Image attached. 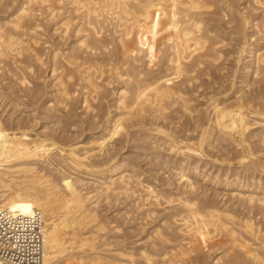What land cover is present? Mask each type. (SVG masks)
Listing matches in <instances>:
<instances>
[{
    "label": "bare ground",
    "instance_id": "1",
    "mask_svg": "<svg viewBox=\"0 0 264 264\" xmlns=\"http://www.w3.org/2000/svg\"><path fill=\"white\" fill-rule=\"evenodd\" d=\"M2 3H3V0H0ZM8 1V0H7ZM13 1V0H12ZM11 1V2H12ZM16 1V0H15ZM211 1V0H210ZM208 0H21V3L19 4L18 7H15V10L14 12L11 14V17L6 19L5 22L1 23L0 22V62L2 61L3 63L5 62V59L6 58H9V56H11V54L14 55L15 59L17 60L18 57H19V54L20 52H22V49L20 50L19 49V52H16L17 49L16 48H13L16 47V45H19L21 41L20 39H22V36L21 38H19V41L18 44H16V39H15V36L19 35L18 32L21 30V28L24 26L26 27V25H24L25 21L28 20L30 17L33 18V15H35L33 13V11L35 12H38L40 11L38 9L41 8L42 6L45 7V9L47 8V11H50L49 13L48 12H45L48 14V17L49 18H46V22L47 19L49 20H52L55 18H57V12H59V9L56 10L55 9V5L58 3V4H61L63 3V5H66L67 4V9L69 8V10H64L62 9V6L59 7L61 8L60 10L61 11H66L64 17L62 18V20L60 21H63L62 23H60L59 19H56L57 22L59 21V26L60 27H64L65 26V29L63 28L62 30H65L67 31L68 28H70V25L71 23L74 24L73 21H80V22H76L77 24V27H76V31L74 33V35H76L74 37V35H72V37L76 38L77 36L81 37L76 41V43L79 42V45H76V46H79L78 48L80 47H84L86 49H84V51H87V49L89 50H92V51H88V54L86 52L85 56L86 55H89V53L91 54L92 52L94 53V51L96 49H98V51L102 52L103 55L105 54V50L103 52V49L105 48L106 46V42H105V39L108 38V31H106V28H108V24H113L112 26L114 27L115 31L114 32H119L118 35H120V38L117 36V41L122 44V49L118 48L119 50H123L124 49V53H126L128 55L129 52L133 51V50H138L140 51V48H136L135 47V43H137L135 41V37L137 38V40L139 41H142V39L144 38L145 40H147L146 42H144V46H146V50H147V57L146 54L141 50V52L145 55V59L147 57L146 60L149 61H153L155 60L156 58V55L158 53L157 52V42L158 40L160 41L159 43V47L163 44L166 45L167 47V57H165L167 59V69H166V72H164L163 74L161 73H157V77H155V75L152 73L153 70L154 72L156 71L155 69H161V67L159 68L160 65H158L157 63H154L156 65H158V67L153 64L149 65L150 62L147 65L148 66H154L155 65V69H150L152 70V74L154 75V77L151 79L150 78V74H149V70H148V76H146L147 78H150L151 80H146L144 77V79H142L143 77H136V79L134 77H131L132 79H135L136 81H134L132 84H133V88H132V84L130 81H133L132 79H130L129 77V81H128V77H127V80H126V83L128 84L129 82V87H127L128 85L126 84V87H118L117 88V96L115 97V95L113 96V100L112 101H115V105L113 107H116V109L118 110H121L122 114H119L117 117L116 120L113 119V121L107 125V127H103L104 128V132L101 133V137L98 138L96 140L94 139H91L90 141L89 140H86V142H89V144H91L92 147L90 148H85V147H82V148H78V142L75 143L72 141L71 139V143H69L68 145H62L61 143H63L64 139H61V143L60 142H56L55 141V138L54 140L52 139V137H50L49 135H45L44 133V137L42 136H33L32 133L30 132V129L28 130L27 127H16L17 129H14V128H6L3 124V121L0 120V207H9L11 208L12 210L14 211H20L22 213H29L33 208L37 207L38 209L41 210L43 216H44V222H45V231H44V256H43V262L42 264H116V263H120L121 262H112V260H110V258L108 257V253H106V248H102L104 243H102V240L100 241V239H104L102 238L103 235H105V228H106V220L104 219L103 216L100 215V213L103 214V212H100L97 211V208L99 210V203H100V200L102 198H105V199H109L110 197L113 196V198H117L119 199L118 197H120V195H124V197L126 196L127 198L129 197H135L136 194H137V198L140 199L137 200V202H142L145 199H142L145 197V193L143 194L141 191L139 190H142L143 188V191H147V195H153V192L156 190H153L155 189L153 186V189L151 188V185L148 186V184L146 185L147 188H144V184H142L141 182V185H143V187L140 185V187H142L141 189H137L138 187H136V190L140 192V195L141 193L144 195L140 196L139 193H137V191H135V187H134V179L133 181L131 182L132 178L136 175H134L135 173L133 172L132 167L129 169L128 166L126 165V163H124L123 161H121V159H118L117 157L115 156H118L119 155H116L117 152H119L118 150L121 148H119L117 150V152L115 151V156L112 154V151H110L112 154L111 156H106L107 155V152L106 149L107 148V142H110L112 139H115L114 137H116L117 135L120 136L122 133L124 134V136L126 138H130V135H131V131L130 129L131 128H136V127H142L144 128L146 126V124L148 123H144L143 121L142 122H132V120H130L129 122L131 123H125L127 122L126 119H129L127 118V116L131 117L132 116H142L144 115L145 113H149V117L153 114V116L156 118V116H165V114L167 113L168 109L170 110L169 107L171 108H174L172 107L174 103L178 104V102H181L183 107L185 109V111L188 110L189 113H185L186 114H189L190 115V112L192 113V111H190V107H188V97H186L185 95L188 93L185 94L186 92V89H185V86L187 87V85H183L185 84L184 82H187V83H190L192 81L193 78H195V76L193 75V73L195 72H199L198 74L200 75V70L203 68H198L197 66H199V64L202 66V59H199V57H202V50H211L209 48V44L211 45V42L214 38L216 37H213L214 34H211L209 32L208 33H205L204 30H203V27L204 26V22L202 19V17H204V14L205 15H208L209 14V11H208V14H206V12L202 15V13L204 12L205 9H208L212 7L211 10H213V7H216L217 5H213L211 4ZM215 2V0H213ZM212 1V3H214ZM221 1V0H220ZM229 1V0H228ZM239 1L241 0H231L230 3L232 5V3H240ZM248 1V0H247ZM250 1L253 2V4H255V7L252 9V11H248L249 13L247 15H245L244 13H242V10L241 9L240 11L237 10V12H240L242 13V20H240L238 23H240V25H242V27L240 29H244V28H247V27H251V29H253V35L250 36L252 37L250 41V43H248L249 40H247V33L246 35H243V40L241 41V45H240V48H239V51H238V54L236 55L237 58H236V61L238 63V68H236V72L240 71L241 69L243 71H245L244 75L245 76H252V77H255L257 78V80L254 78V82H249L250 79H248L246 81L245 84L247 85H251L249 87H252V84H253V87L256 86L255 89L251 90L250 93H247V92H243V91H246V90H243L242 92L243 93H238L239 96L236 97V99L234 101H229L228 102H225V98H227V96L229 95V93H226L224 94V97L223 98H214L212 100V95L210 97V105H209V118H208V124L206 126L199 123V127L200 129L196 128L199 130L198 134L196 136H192L191 138L187 139V141L183 142L182 140L180 139V143L176 142V140L174 139V134L168 132V131H172V130H168L166 131L162 126L160 125H157L156 121L155 124L156 126H154V128L152 127L151 130H153L152 132H155L156 134H160L159 136H163L162 139L164 140V142H171L170 144L173 143V145L171 146H175L177 147L176 148V155L179 154L180 157L181 155L182 156H186L185 158L183 159H180V161L176 163V165L174 166V164L171 162V166L173 164L174 166V172H170V173H173L174 177L177 179V182H180V184L185 183V186L187 185L188 189L192 192L194 191H197L199 190V187H200V183L204 180L206 182L207 179H210V181L214 184H218V185H223V186H226V187H236V189L238 190V192L236 191H232L235 193H231L229 195H231L230 197L232 198H235L236 202L240 203V206L243 207L244 210H246V212H244V214L241 216H239V214L241 213H237L232 210H230L229 208L227 209H222L221 207H217L215 204H213L212 202H205L203 203L202 205H199L198 203L200 202H197L198 200V197L197 200L194 199V196L192 197L191 199L188 198V196L186 197L185 196V191L180 193L181 195L178 196V199L177 197L175 199H177V202H173V198L169 201V205H171V203H175L176 206L179 204L181 205V207L183 208H179L180 210H182L180 213L178 212L179 215V218L180 220H182L183 224H184V227L181 226L180 230L183 234V236L185 235L187 237H189V240H187V243L185 247L187 248H181L182 246L185 245V240L186 238L184 239L183 236H180L181 239L183 238L184 241H183V244H181L180 241H177V239L174 240V242L178 243V244H181V245H177L176 244V247L179 246V248L182 249V251L180 252L179 248L176 249L178 250V254H177V251H174L172 250L171 252H168L167 254H169V261L168 262H174L176 264H180V262L182 261H186L185 260V257L187 258H190L188 256L191 255V253L195 252V253H198V255L194 258V261L196 264H202L203 263V260L206 258L207 260V257L210 259L211 256L213 257L212 260H213V263L214 264H264V225L261 224L260 220L257 221L256 219V215H258V213H261L263 214L262 212H264V187H261V186H256L253 184V187H251V185L249 183H246V181L248 182V180L250 181V179H254V175H255V170H260L261 172L264 170V160L263 161H260V159H257L255 158V160H252V155L254 154V151H257L255 150L254 148L259 147L262 149H264V0H249V3ZM0 2V3H1ZM14 2V1H13ZM20 2V1H19ZM210 2V4H208ZM218 2V1H216ZM222 2V1H221ZM220 2V4H221ZM9 3V2H8ZM66 3V4H64ZM223 5L225 4L224 2H222ZM4 4V3H3ZM13 4V3H12ZM11 4V5H12ZM219 4V3H218ZM237 4V5H238ZM247 4V3H246ZM1 5V4H0ZM8 6V4H6ZM16 5V4H15ZM18 5V4H17ZM16 5V6H17ZM39 5V6H38ZM226 5V4H225ZM224 5V6H225ZM235 5V4H234ZM232 6L233 8L235 7L236 9V6ZM249 5V4H248ZM38 6V7H36ZM250 6V5H249ZM254 6V5H253ZM251 5V7H253ZM36 7V8H35ZM43 7L41 9H43ZM58 7V6H56ZM65 6H63L64 8ZM239 7H242V4L241 6L239 5ZM1 8V7H0ZM7 8V7H5ZM4 8V9H5ZM219 8V10H216L218 11V13L215 11V8H214V11H211V13L214 12V16L215 14H221L224 16V20H225V16L224 13L222 12L223 10H221L220 7H217ZM216 8V9H217ZM244 8V7H243ZM38 9V11L36 10ZM203 9V10H202ZM223 9V7H222ZM238 9V8H237ZM247 9V8H246ZM1 10V9H0ZM54 10H56V13L57 14L56 16H54L55 14L53 13ZM221 10V12H220ZM225 10V9H224ZM227 10V9H226ZM225 10V11H226ZM231 9H229L228 11H230ZM245 10V9H244ZM248 10H250L248 8ZM2 11V10H1ZM0 11V12H1ZM6 11H8L6 9ZM10 11V10H9ZM12 11V10H11ZM10 11V12H11ZM44 11V9H43ZM41 12V14L43 15L44 12ZM35 12V13H36ZM6 13V12H5ZM4 13V14H5ZM44 13V14H45ZM61 14L64 13V12H60ZM59 13V15H61ZM226 13V12H225ZM228 13V12H227ZM233 12H231L232 14ZM3 14V13H2ZM41 14H39L41 16ZM46 14V15H47ZM230 14V15H231ZM235 13H233L234 15ZM45 15V16H46ZM58 15V17H59ZM62 15V16H63ZM202 17H199L201 16ZM212 15V14H211ZM229 15V14H227ZM236 15V14H235ZM234 15V16H235ZM245 15V16H244ZM61 16V17H62ZM213 16V15H212ZM218 16V15H216ZM222 16V17H223ZM232 16V15H231ZM9 17V16H7ZM43 16H41L42 18ZM228 17V16H227ZM237 17V15H236ZM6 18V17H5ZM4 18V19H5ZM30 18V19H31ZM36 18V16H35ZM44 18V17H43ZM42 18V19H43ZM60 18V17H59ZM210 18V17H208ZM218 18H221L220 16L217 17ZM34 19V18H33ZM61 19V18H60ZM223 19V18H222ZM35 20V19H34ZM38 20V19H37ZM56 20L54 21V23H56ZM101 20L103 21V23L101 24ZM216 20V19H215ZM235 20V19H234ZM236 20H238L236 18ZM1 21H4V20H1ZM33 22V20H30ZM40 21V20H39ZM37 21V22H39ZM209 21V20H208ZM221 21V20H220ZM219 21V22H220ZM223 21V20H222ZM231 21V20H230ZM35 22V23H37ZM52 22V21H51ZM211 22H214L213 20ZM217 23L218 20L216 21ZM227 22V20H226ZM225 22V23H226ZM235 22V21H234ZM233 22V23H234ZM27 23V21H26ZM29 23V22H28ZM27 23V24H28ZM35 23H30L31 25H35ZM53 23V22H52ZM53 23V24H54ZM104 23H107L106 25ZM221 23V22H220ZM219 23V24H220ZM223 23V22H222ZM228 23V22H227ZM232 23V21H231ZM229 25L230 29H231V24ZM236 23V22H235ZM29 24V25H30ZM50 24V23H49ZM57 24V23H56ZM84 24L86 25V27L84 26ZM208 24V23H206ZM55 25V24H54ZM62 25V26H61ZM75 25V24H74ZM218 25V24H217ZM223 25V24H222ZM225 27L227 26L226 24H224ZM236 24H234L235 26ZM32 26V27H33ZM43 25H41L42 27ZM58 27V25H55ZM84 26V27H83ZM106 26V28L104 27ZM213 25H211L212 27ZM219 26V25H218ZM221 26V25H220ZM237 28L239 26V24L236 25ZM35 27H38L36 28L37 30H39V26L37 24V26L35 25L33 27V29H35ZM48 27V26H47ZM55 27V28H57ZM73 27L75 26H72L71 28L73 29ZM210 27V28H211ZM216 27V26H215ZM223 27V28H225ZM233 27V26H232ZM46 28V27H45ZM49 28V27H48ZM70 28V29H71ZM86 28V29H85ZM99 28V29H98ZM107 32L105 34H107L108 36H105V34H103L102 30L103 29ZM111 28V27H110ZM207 28V27H205ZM209 28V29H210ZM213 28V27H212ZM234 28V27H233ZM236 28V30L238 31V29ZM20 29V30H19ZM26 31L29 28H24ZM22 29V30H24ZM33 29H30V32H28V34L33 35L32 32H33ZM42 29V28H41ZM40 29V30H41ZM69 29V30H70ZM75 29V28H74ZM214 30H216L215 28H213ZM227 29V28H226ZM239 29V30H240ZM248 29V28H247ZM22 30L21 32H19L21 35L24 34V31L23 34H22ZM54 30V29H53ZM56 30V29H55ZM54 30V31H55ZM58 30V28H57ZM101 30V31H100ZM111 30V29H110ZM222 30V27L220 28V31ZM14 31H18L16 35H13L15 34ZM29 31V30H28ZM36 31V30H35ZM34 31V32H35ZM61 31V29H60ZM72 31V30H71ZM71 31H68L66 32V36L67 37V33L68 35L69 34H72V33H69ZM85 32V33H81V32ZM112 31V30H111ZM212 31V30H211ZM219 31V33H220ZM224 31V30H223ZM236 31V32H237ZM42 32H48V31H42ZM53 32V31H52ZM59 32V31H58ZM57 31L55 32L58 33ZM100 32H102V34L106 37L104 39L103 36H101ZM216 32V31H215ZM214 32V33H215ZM226 32V30L224 31ZM224 32H221V33H224ZM37 33V36H38V33L39 31L35 32ZM54 33V32H53ZM52 33V34H53ZM64 32H59V35H63ZM78 33H80L78 35ZM213 33V32H212ZM218 32L216 33L217 35H220ZM228 33V32H227ZM233 33V32H231ZM239 33V31H238ZM241 33V31H240ZM46 34V33H45ZM43 33V35H45ZM49 34V33H47ZM51 34V35H52ZM99 34L102 38L99 37ZM109 34H110V31H109ZM117 34V33H116ZM115 34V35H116ZM211 34V35H210ZM229 34V33H228ZM250 34V33H249ZM35 35V34H34ZM33 35V36H34ZM40 35V34H39ZM58 35V34H57ZM59 35H58V39H60L61 41L64 39L63 36H60L59 38ZM111 35H113V33L111 32ZM213 35V36H212ZM223 35V34H222ZM224 35H226V33H224ZM235 35H237L235 33ZM254 35L258 36V38H254ZM26 37V33L24 35ZM29 36V35H28ZM29 36V37H30ZM36 36V37H37ZM70 36V35H69ZM216 36V35H215ZM256 36V37H257ZM35 37V36H34ZM33 37V38H34ZM41 37V36H39ZM50 37V36H49ZM53 37V36H52ZM71 37V38H72ZM116 36H114L113 38H115ZM231 38H234V34H233V37L230 35ZM229 37V39H230ZM28 38V37H27ZM26 38V39H27ZM38 38V37H37ZM43 38V37H42ZM51 38V37H50ZM68 38V37H67ZM78 38V37H77ZM76 38V39H77ZM112 37L110 38V40L106 39V41H111V39H113ZM160 38H162V40L164 41H161ZM212 38V39H211ZM220 36L216 39L219 40ZM240 40H241V37L239 36ZM25 39V38H24ZM30 39V38H29ZM32 39V37H31ZM41 39V38H39ZM49 39V38H48ZM54 39V38H53ZM58 39H56L58 41ZM70 39V38H69ZM116 39V38H115ZM120 39V40H119ZM221 39V38H220ZM226 39V37L224 38ZM228 39V40H229ZM249 39V37H248ZM18 40V39H17ZM35 41V39H32V41ZM42 40V39H41ZM68 40V39H67ZM227 40V41H228ZM232 40V39H231ZM239 40V39H238ZM239 40V41H240ZM25 43L27 44L28 42V39L27 40H22L21 42L22 43ZM27 41V42H26ZM44 41V40H43ZM223 41L220 40V41H214L212 42V45L215 44H218L220 46V43ZM31 42V40H29V43ZM39 43L40 41H38V39L36 40L35 43ZM49 42V41H48ZM53 42V41H52ZM51 42V43H52ZM60 42V41H59ZM64 42V41H63ZM107 42V44L109 45V43ZM113 42L114 39H113ZM116 42V43H118ZM127 42V43H126ZM135 42V43H134ZM143 42V41H142ZM226 42V41H225ZM229 42V41H228ZM233 42V41H232ZM238 42V41H237ZM37 43V44H38ZM47 43V42H46ZM56 43V42H55ZM75 42H73L74 44ZM75 43V44H76ZM115 43V44H116ZM224 43V42H223ZM16 44V45H15ZM26 44H23L22 46H25ZM40 44V43H39ZM60 44V43H59ZM114 44V43H113ZM121 44H119L121 46ZM130 44V45H129ZM222 44V43H221ZM21 45V44H20ZM61 45V44H60ZM137 45V44H136ZM218 45H215L213 46V52L212 53V50H211V54L217 56V58H220L218 60L221 59V54H219L220 52L218 51L217 55H216V48H219ZM224 45V44H222ZM230 45V44H229ZM30 45H28L29 47ZM54 46V44H53ZM70 46V45H69ZM75 45H71L70 47H74ZM112 46V45H111ZM118 46V45H117ZM21 47V46H20ZM27 47V49H28ZM36 46H34L35 48ZM49 48V46H47ZM55 47V46H54ZM58 48H61L62 49V46L59 47L57 46ZM67 47V45L65 46V48ZM104 47V48H102ZM108 47V46H107ZM113 47V46H112ZM215 47V49H214ZM224 47V46H222ZM238 47V46H236ZM23 48V47H22ZM31 48V47H30ZM37 48V47H36ZM42 48V47H41ZM77 48V47H75ZM75 48L73 50H70L69 48H67V50H65L62 54L64 55V57H67L64 53L67 54L66 51H68V56L67 58H71L72 60H75L77 58H75L77 55L76 53L79 55L81 54V52L83 51H75ZM77 48V49H78ZM102 48V49H101ZM110 46H109V51H110ZM116 49V47H113ZM142 48V47H141ZM163 48L164 50V46L162 45V47L160 48V50ZM25 49V48H24ZM23 49V50H24ZM26 49V50H27ZM45 49V48H44ZM70 52L73 51L75 53V56L72 54L69 53V50ZM76 49V50H77ZM82 48H80L81 50ZM106 49V48H105ZM112 49V48H111ZM117 49V51H118ZM232 49V48H231ZM237 49V48H236ZM26 50H24L26 52ZM31 50V49H30ZM29 50V51H30ZM34 49L32 48V51ZM37 50V49H36ZM34 50L37 54V55H40L42 56L41 52V49L37 50L39 53H37V51ZM46 51L48 49H45ZM52 52H53V49L51 48ZM94 50V51H93ZM107 50V51H108ZM113 50V49H112ZM156 50V51H155ZM159 50V49H158ZM159 50V51H160ZM225 50V49H224ZM234 50V49H233ZM33 51V52H34ZM45 51V52H46ZM57 51H60V50H57ZM57 51L55 50L54 54L51 53V55H53V57L50 55L49 59L52 58V62L53 66H50L51 68V76H55V83L52 85V88L54 86V91L57 93L56 95L58 96V94L62 97V100H64L63 102L67 101V103L70 101L71 102V96L70 94H68L67 92L69 91L70 92V87L68 90H65V86L67 84H69V82H65L64 81H67V80H64L62 79V77L64 78V74L63 72H57V67H55L56 65V61H60V60H57V57H58V53ZM116 51V50H114ZM133 51V52H135ZM236 51V50H235ZM24 52V53H25ZM43 52V51H42ZM48 52V51H47ZM51 52V51H50ZM62 52V51H61ZM119 52V51H118ZM123 53V51H121ZM163 52V51H160L159 54L157 55L158 57L160 56V53ZM165 52V51H164ZM198 52L199 54L201 55H198L199 57L197 59H199L200 61H197L195 60L196 58L193 57V59L191 60L192 56L193 55H196L197 57V53ZM205 52V54L207 53L206 51H203V53ZM230 52V51H229ZM92 53V55H94ZM96 53V52H95ZM99 53V52H98ZM96 53V56H98ZM107 53V52H106ZM110 53V52H108ZM122 53H119V54H122ZM141 53V54H142ZM209 53V52H208ZM23 54V53H21ZM20 54V55H21ZM26 54V53H25ZM25 54L21 55V58H23L22 56L25 57ZM28 54H32L31 51L28 53L27 52V55L26 57L28 56ZM47 54V53H46ZM60 54V53H59ZM61 54V56H62ZM111 54V53H110ZM126 54H122L123 56H125ZM136 54V53H135ZM138 54H140V52H138ZM140 54V61L141 60H144L143 58L141 59V55ZM162 54V53H161ZM166 54V52L164 53ZM210 54L207 55L208 56V60H212V63L211 65L215 62L216 58L214 57V59L212 58V55ZM228 54V53H227ZM232 54V53H230ZM18 55V57H16ZM36 57H32L33 59L35 60H32V63L33 61L36 63V65H43L45 64V61H43V58L41 59L40 56H37ZM91 55V57H88L87 58L83 55H81L83 57V59L85 58L86 60L88 58H92L93 56ZM117 55V54H116ZM115 55V56H116ZM133 55V54H132ZM163 55V54H162ZM161 55V57H163ZM219 55V56H218ZM33 56V54L31 55ZM35 56V55H34ZM45 56V54H44ZM42 56V57H44ZM60 56V57H61ZM95 56V55H94ZM108 56H111V55H107ZM123 56H121V58H123ZM130 57H133L130 55H128ZM128 56L126 57L128 59ZM137 57V55H134ZM206 56V55H204ZM203 56V57H204ZM13 57V56H12ZM78 57V56H77ZM101 57V55H99V58ZM104 57V56H103ZM114 57V56H113ZM113 57H111L112 59H114ZM117 57V56H116ZM115 57V58H116ZM120 57V56H119ZM118 57V58H119ZM134 57V58H136ZM144 57V56H143ZM234 57V56H233ZM249 58L247 61L248 62H245L244 63V59L246 58ZM29 59L31 58L30 56L28 57ZM47 58V57H46ZM61 58V59H63ZM66 58V59H67ZM75 58V59H74ZM105 58V57H104ZM103 58V59H104ZM164 58V60H166ZM190 58V59H189ZM211 58V59H209ZM27 59V58H25ZM24 59V61H25ZM60 59V58H58ZM70 59V60H71ZM81 60L82 58H79L77 59L78 60ZM84 59V60H85ZM93 59V58H92ZM112 59H109L108 58V61L109 60H112ZM125 59V58H123ZM130 59V58H129ZM138 59V58H137ZM136 59V60H137ZM159 59H162L159 57ZM187 59H189V61H187ZM207 59V58H205ZM9 60V59H7ZM19 62H21L22 59L19 58ZM65 60V59H64ZM71 60V61H72ZM82 61L83 63L85 61ZM90 60V59H89ZM88 60V61H89ZM107 60V59H106ZM117 60L119 61L118 63L120 64V59H116V64H117ZM134 60V61H136ZM144 60V61H146ZM214 60V62H213ZM235 60V59H234ZM10 61L12 62V59H10ZM23 61V60H22ZM23 61V62H24ZM62 61V60H61ZM66 62L69 61L68 59L65 60ZM80 61V62H81ZM87 61V63H88ZM94 61L95 60V57H94V60H92V65L94 64ZM106 61V63L108 62ZM113 61V60H112ZM115 61V60H114ZM121 61L123 62V60L121 59ZM126 61V60H124ZM131 61H133V58H131ZM156 61V60H155ZM197 61V62H196ZM206 61V60H205ZM217 61V60H216ZM8 63V61H6ZM16 62V66L19 65L17 64L18 63V60L15 61ZM14 62V64H15ZM26 62V61H25ZM30 62V61H29ZM42 62V63H41ZM44 62V63H43ZM91 62V60L89 61ZM110 62V61H109ZM128 62V61H127ZM126 62V63H127ZM139 62V60H138ZM204 62V61H203ZM218 62V61H217ZM3 63H0L1 65ZM28 63V62H26ZM30 63V64H32ZM39 63V64H38ZM47 63V61H46ZM61 63V62H60ZM58 62V64H60ZM64 64V61L62 62ZM61 63V64H62ZM68 63V62H67ZM72 63V62H71ZM70 63V64H71ZM74 63V62H73ZM76 63V61H75ZM74 63V64H75ZM86 63V62H85ZM84 63V64H85ZM86 63V64H87ZM98 64V62H96ZM95 63V64H96ZM101 63L100 65H103L105 63V59H104V62L101 60ZM111 63V62H110ZM131 63V62H129ZM137 63V61L135 62ZM140 63V62H139ZM138 63V65H140ZM145 63V62H143ZM205 63V62H204ZM209 63V62H208ZM216 63V62H215ZM24 64V63H23ZM57 64V65H58ZM60 64V65H61ZM69 64V63H68ZM77 67L80 66L81 68V71H82V68L83 66L81 67V65H79V63H76L75 65H77ZM82 64V63H80ZM85 64V65H86ZM91 65V63H88ZM94 64V66H95ZM123 63H121V66L123 69V66L124 65H127L124 63V65H122ZM235 64V63H234ZM0 65V71L2 70V66ZM6 65V63H5ZM3 65V66H5ZM21 65V64H20ZM19 65L20 68H22L23 70V65L22 67ZM26 65V64H25ZM28 65V64H27ZM26 65V66H27ZM46 65V64H45ZM48 65V64H47ZM58 65V66H60ZM67 65V64H64V66ZM72 65V64H71ZM70 67H67V68H64L63 66V69H67L69 71L68 74H71V70L74 69L73 66ZM99 65V64H98ZM108 65V64H107ZM111 65V69H112V65H114V63L110 64ZM109 65V66H110ZM135 65V64H134ZM133 65V62H132V65H130V67L134 66ZM138 65L136 66V68H138ZM145 65V66H146ZM210 65V64H208ZM217 66V64H215ZM15 66V65H14ZM31 66H34L33 64L27 67L31 68ZM89 66V65H88ZM87 66V67H88ZM92 67L90 66V70H92V68H98L99 66L97 67ZM119 66V65H118ZM129 66V65H128ZM135 66L133 69H135ZM141 66V65H140ZM145 66H143L142 64V68H144ZM207 66V65H206ZM215 66V67H216ZM13 67V66H11ZM18 67V66H17ZM25 67V66H24ZM38 67V66H36ZM62 68V65L60 66ZM85 67V66H84ZM92 67V68H91ZM101 67H104V68H100L101 70L102 69H105V65L104 66H101ZM114 67H117V66H114ZM120 67V66H119ZM118 67V68H119ZM197 67V68H196ZM203 67H204V64H203ZM208 67V66H207ZM235 67V66H234ZM4 68V67H3ZM35 67H33L34 69ZM49 68V69H50ZM69 68L71 70H69ZM80 68L78 70H80ZM97 69L98 71L100 69ZM107 68V67H106ZM109 68V67H108ZM106 69L108 71H110L109 69ZM124 68H128L129 67H124ZM130 68V70H131ZM141 68V67H140ZM141 68V69H142ZM206 68V67H205ZM204 68V69H205ZM18 69V68H17ZM41 69V68H40ZM88 69V68H87ZM117 69V68H116ZM125 70L124 73H121V70H120V73L119 70L117 72V75H114L117 76V78L115 77V79H117V82L118 80L123 82L124 83V79H123V76L124 74L128 76L127 74V70ZM149 69V68H147ZM146 69V70H147ZM197 69V71H196ZM199 69V71H198ZM207 69V68H206ZM205 69V70H206ZM212 69V68H211ZM26 70V68H25ZM32 70V69H31ZM61 70V69H60ZM76 70V66H75V69L73 71V73L75 72L77 74V70ZM85 70V69H84ZM104 70V71H106ZM114 72H115V69H113ZM132 70H131V73H132ZM140 69H138L139 71ZM201 70V71H202ZM234 70V69H233ZM241 70V71H242ZM10 71V70H9ZM12 71V69H11ZM15 71V70H14ZM17 71V70H16ZM21 71V70H20ZM39 71V70H38ZM59 71V70H58ZM96 71V70H94ZM94 71H91L90 73H88V71L86 70L83 74V76L79 74L80 77H82L83 81H85L86 83L85 84H89V85H93V82L95 84L96 81H94L95 79L91 80V77H92V72ZM97 71V72H98ZM106 71L105 74H109L110 72ZM124 71V70H123ZM137 70H135V72H138ZM144 72H146L147 74V71H145V69L143 70ZM159 71V70H157ZM156 71V72H157ZM204 71V70H203ZM202 71V72H203ZM214 71V70H213ZM19 72V71H18ZM24 72V71H23ZM31 72V71H29ZM28 72V74H29ZM33 72V71H32ZM36 72V70H35ZM43 72V71H42ZM66 72V70L64 71V73ZM79 72V71H78ZM94 73L95 75H98ZM113 72V73H114ZM115 72V74H116ZM161 72V71H160ZM201 72V73H202ZM234 72V71H233ZM6 73V72H5ZM40 73V72H39ZM72 73V74H73ZM81 73V72H80ZM103 72H101L99 77L105 75ZM129 73V76L130 75V72ZM140 73V72H139ZM138 73V74H139ZM143 73V72H142ZM142 73H140L142 75ZM196 73V74H197ZM209 72H207L208 74ZM229 73V72H228ZM1 74V72H0ZM11 74V73H10ZM21 74V72H20ZM38 74V73H37ZM50 74V72H49ZM71 74V75H72ZM82 74V73H81ZM87 74V75H86ZM91 74V75H90ZM135 74V73H132V75ZM152 74H151V77H152ZM156 74V73H155ZM203 74H206L205 72H203ZM236 74V73H234ZM7 75V74H6ZM13 75V74H11ZM32 75V73L30 74ZM63 75V76H62ZM66 75V74H65ZM70 75V77H71ZM75 75V74H74ZM94 75L93 78H95L96 76ZM136 75V74H135ZM145 76V73L143 74ZM142 75V76H143ZM1 76V75H0ZM8 76V75H7ZM24 76V75H23ZM28 76V75H27ZM36 76V75H35ZM38 76V75H37ZM68 76V75H67ZM77 76V78L79 77ZM205 76V75H204ZM233 76V75H232ZM29 77V76H28ZM40 77V76H39ZM38 77V79H40ZM42 77V76H41ZM80 77L78 78V80L80 79ZM98 77V78H99ZM106 77V76H105ZM108 77V76H107ZM110 77L111 74H110ZM220 77V76H219ZM222 77V76H221ZM224 77V76H223ZM228 77V76H227ZM231 77V75L229 76ZM239 77V76H238ZM259 77V78H258ZM13 78V77H12ZM20 78V77H18ZM30 78V77H29ZM52 77H49L48 79H51ZM73 78V76H72ZM72 78H69V81H70V84H71V80ZM97 78V77H96ZM177 78H183L180 82H175L174 80H178ZM233 78V77H232ZM243 78V77H242ZM246 78V77H245ZM1 79V77H0ZM6 79V78H5ZM27 79V78H26ZM37 79V80H38ZM66 79V78H65ZM71 79V80H70ZM76 79V78H75ZM101 80L104 79L103 77L100 78ZM98 79V80H100ZM111 79V78H110ZM114 79V78H113ZM253 79V78H251ZM2 80V79H1ZM0 80V81H1ZM9 80V79H8ZM16 80V79H15ZM25 80V79H24ZM23 80V82H24ZM36 80V79H34ZM41 80V79H40ZM64 80V81H63ZM77 80V79H76ZM97 80V86L99 85V88L96 89V91H98V89H100V86L102 85L101 83L105 80H103L102 82H99ZM112 80V79H111ZM110 80V81H111ZM237 78L235 79V77L232 79V85H231V88H234L236 87V83H237ZM10 81V80H9ZM20 82V80H18ZM27 81V80H26ZM50 81V80H49ZM93 81V82H92ZM108 81V80H107ZM106 81V82H107ZM114 81V80H113ZM111 81V82H113ZM227 81V80H226ZM243 81V80H242ZM256 81V83H255ZM3 82V81H2ZM22 82V84L24 85V83ZM37 82V81H36ZM51 82V81H50ZM76 81H73V83H75ZM78 82V81H77ZM103 82V85L105 84ZM111 82H110V85H111ZM120 82V83H121ZM201 82V81H200ZM216 82V81H215ZM14 83V81H13ZM16 83V82H15ZM29 83V81H28ZM52 83V82H51ZM83 83V86L84 85V82H80V84L82 85ZM119 83V84H120ZM122 83V84H123ZM208 83V82H207ZM222 83V82H221ZM224 83H227V82H224ZM255 83V85H254ZM21 84V83H20ZM37 84V83H36ZM109 82L106 84L108 85ZM114 85L116 83H113ZM124 84V85H125ZM191 84V83H190ZM229 84V83H228ZM227 84V85H228ZM27 85V84H26ZM49 85V84H48ZM47 85V86H48ZM72 85V84H71ZM76 85V84H75ZM102 85V86H103ZM110 85H108V87L110 88ZM238 85V84H237ZM242 85V84H241ZM1 86V85H0ZM17 86V85H16ZM20 86V85H18ZM17 86V87H18ZM68 86V85H67ZM96 85H93V87L95 88ZM121 86V85H120ZM213 86V85H212ZM230 86V84H229ZM228 86V87H229ZM244 86V85H243ZM28 87V86H27ZM27 87L25 88V90L27 89ZM33 87V86H32ZM86 87V86H85ZM84 87V88H85ZM105 87V86H103ZM107 87V86H106ZM105 87V88H106ZM112 87V86H111ZM117 86L115 85V88ZM219 87V86H218ZM224 87V86H223ZM252 87V88H253ZM22 88V87H21ZM34 88V87H33ZM42 88V87H41ZM51 88V86L49 87ZM73 88V87H72ZM79 89H81L80 87H78ZM93 88V90L95 91V89ZM113 88V87H112ZM115 88H113L114 90H116ZM221 88V87H220ZM219 88V89H220ZM241 88V87H240ZM239 88V90H240ZM6 89V88H5ZM74 89V88H73ZM83 89V88H82ZM86 89H89L86 88ZM102 89V88H101ZM100 89V90H101ZM187 89H189L187 87ZM191 89V88H190ZM211 89V88H210ZM218 89V88H217ZM224 89V88H223ZM228 89V88H227ZM245 89V88H244ZM251 88H249L250 90ZM11 90V89H10ZM23 90V89H22ZM30 90H31V87H30ZM29 90V91H30ZM46 90H47V87H46ZM53 90V89H52ZM74 90H77V89H74ZM85 90V89H84ZM104 90V89H103ZM112 90V89H111ZM113 90V91H114ZM192 90V89H191ZM190 90V91H191ZM197 90V89H196ZM230 90V89H229ZM228 90V91H229ZM238 90V91H239ZM248 90V89H247ZM40 91V89L38 90ZM67 91V92H66ZM86 91V90H85ZM93 91V92H94ZM95 91V92H96ZM110 91V90H108ZM189 91V92H190ZM224 91V90H223ZM1 92H4V91H1ZM7 92V91H6ZM10 92V91H9ZM8 92V93H9ZM34 92V91H33ZM32 92V93H33ZM77 92V91H76ZM81 93H83V91H80ZM93 92H89L88 94H82V95H85L84 98H82L83 96L80 95V97L83 99V100H80V101H83V104L85 106V108H89V104H87V102L89 103V100L87 101V95L89 96L90 93L93 94ZM102 92V90L100 91ZM192 92V91H191ZM190 92V93H191ZM196 92V91H195ZM30 93V92H29ZM42 93V91L40 92ZM39 93V94H40ZM43 93H45L43 91ZM79 93V94H81ZM86 93V92H85ZM106 92H104L105 94ZM109 93V92H108ZM107 93V94H108ZM219 93V92H217ZM222 93V91H221ZM231 93V92H230ZM4 94V93H3ZM7 94V93H6ZM12 96L14 93V91L11 92ZM31 94V93H30ZM37 94V93H36ZM48 94V93H47ZM53 94L54 92H52V94H50V97L52 95L53 97ZM97 94L98 93H95L93 95H95L94 98L97 99ZM101 94V93H100ZM104 94H102L104 96ZM107 94L103 97L101 96V100L103 101V98H105L107 96ZM215 94V93H214ZM213 94V96H214ZM237 94V95H238ZM33 95V94H32ZM41 95V94H40ZM55 95V94H54ZM70 98H69V96ZM72 95V94H71ZM77 95V93H76ZM91 95V96H93ZM188 95H190L188 93ZM193 95V94H192ZM5 96V95H4ZM15 96V95H14ZM20 96V95H19ZM23 96V95H21ZM39 96V95H38ZM97 96V97H96ZM110 97V94L108 95ZM2 97V96H1ZM7 97V96H6ZM29 97V96H28ZM31 97V96H30ZM51 97V98H52ZM75 97V96H74ZM74 97H72L74 99ZM100 97V96H99ZM193 96L190 95V98ZM198 97V96H197ZM16 98V97H15ZM14 98V99H15ZM22 98V97H21ZM20 98V99H21ZM41 98V97H40ZM94 98L92 99V101L94 100ZM108 98V97H107ZM112 97L108 98V99H111ZM20 99L18 102H20ZM34 99V97H33ZM53 99V98H52ZM61 98H59L60 100ZM69 99V101H68ZM72 99V100H73ZM106 99V98H105ZM192 99H191V103H192ZM27 100V99H26ZM40 100V99H39ZM62 100H61V104L62 103ZM100 100V99H99ZM107 100V99H106ZM190 100V99H189ZM209 100V98H208ZM37 101V100H36ZM44 101V100H43ZM91 101V100H90ZM102 101H99V102H102ZM203 101V100H202ZM16 102V101H15ZM24 102V101H23ZM52 102V101H51ZM50 102V103H51ZM55 102V101H53ZM78 102V101H77ZM96 101H94V104H95ZM173 102L172 106H170V104ZM197 102V101H196ZM206 102V101H205ZM205 102H201V103H205ZM38 103V101H37ZM67 103H64L63 104V108H66V110H68L67 107H69V105ZM82 103V102H80ZM112 103V102H111ZM31 104V103H30ZM70 104V103H69ZM91 104V103H90ZM93 104V105H94ZM97 104V103H96ZM95 104V105H96ZM190 104V102H189ZM1 105V104H0ZM29 105V104H28ZM45 105V104H44ZM50 105V104H49ZM74 105V104H73ZM92 105V104H91ZM90 105V106H91ZM94 105V110H95V106ZM98 105V104H97ZM108 105V104H107ZM181 105V106H182ZM191 105V104H190ZM203 105V104H202ZM11 106V105H10ZM20 106V104H19ZM22 106V105H21ZM33 106V105H32ZM51 107L52 104L50 105ZM49 106V107H50ZM71 106V105H70ZM75 106V105H74ZM73 106V107H74ZM81 106V105H80ZM83 106V107H84ZM99 106V105H98ZM98 106L96 107V112H98ZM176 106V105H174ZM180 106V109H182ZM15 107H17L15 105ZM26 107V106H25ZM30 107V106H29ZM34 107V106H33ZM41 107V106H40ZM50 107V108H51ZM76 107V106H75ZM79 107V105L77 106ZM179 107V106H177ZM195 107V106H194ZM202 107V106H201ZM207 107V106H206ZM204 106V108H206ZM9 108V107H8ZM13 108V107H12ZM43 108V107H42ZM49 108V109H50ZM80 108V107H79ZM84 108V109H85ZM100 108V107H99ZM102 109H104L103 107H101ZM107 108V106H106ZM110 108V106L108 107V109ZM197 108V107H196ZM199 108V107H198ZM196 109V113L198 114V110L199 109ZM17 109V108H16ZM26 109V108H25ZM39 109V108H38ZM44 109V108H43ZM73 109V108H71ZM83 109V108H82ZM107 109V111H108ZM113 109V108H112ZM111 109V110H112ZM115 109V108H114ZM184 109H182L180 112H185ZM193 109V108H192ZM191 109V110H192ZM21 110V109H20ZM24 110V109H23ZM22 110V111H23ZM31 110V109H30ZM46 110V109H45ZM51 110V109H50ZM53 110V109H52ZM61 110V109H60ZM93 110V108H92ZM106 110V109H104ZM148 110V112H146ZM202 108H200V112H201ZM205 111L207 109H204ZM203 110V111H204ZM6 111V110H5ZM13 111V110H12ZM11 111V112H12ZM35 111V109H34ZM58 111V110H57ZM63 111V110H62ZM85 111V110H84ZM91 111V110H90ZM88 111V112H90ZM101 111V110H100ZM124 111V112H123ZM172 111V110H171ZM176 111V110H175ZM178 109H177V112H179ZM204 111V112H205ZM4 112V111H3ZM2 112V113H3ZM10 112V113H11ZM65 112V111H63ZM69 112V110H68ZM106 112V111H105ZM119 113V111L116 110V113ZM120 112V113H121ZM170 112V111H168ZM17 113V112H16ZM20 113H22L20 111ZM26 113V112H25ZM37 113V112H36ZM51 113V112H50ZM56 114L58 112H55ZM54 113V114H55ZM66 113V112H65ZM73 113V112H72ZM78 113V112H77ZM87 113V112H86ZM95 113V112H94ZM110 112H108V115H109ZM171 113V112H170ZM206 113V112H205ZM28 114V113H27ZM30 114V112H29ZM53 114V113H52ZM85 114V113H84ZM106 114V113H105ZM177 114V113H176ZM182 114V113H181ZM194 115V111L192 113ZM192 114L190 116H192ZM196 114V115H197ZM201 114V113H200ZM199 114V115H200ZM212 114V115H211ZM51 115V114H50ZM63 115V114H62ZM72 115V114H71ZM75 115V114H73ZM87 115V114H86ZM85 115V116H86ZM98 113L95 114V116H97ZM104 115V114H103ZM122 115V116H121ZM170 114H168L169 116ZM173 115V114H172ZM171 115V116H172ZM178 115V114H177ZM184 115V116H185ZM195 115V116H196ZM198 115V116H199ZM203 115V114H202ZM205 115V114H204ZM10 116V115H9ZM21 116V115H20ZM31 116V115H30ZM41 116V115H39ZM53 116V115H52ZM55 116V115H54ZM64 116V115H63ZM70 116V114H69ZM84 116V115H83ZM94 116V117H95ZM105 117H107L106 115H104ZM147 116V114L145 115ZM152 116V118H153ZM170 116V117H171ZM183 116V115H182ZM180 115V117H182ZM190 117L192 119V123H190V118L189 116H187L188 118V121L189 123L187 125H190V124H193L196 125L195 123H197V121H201V119H203L202 121H204V118H201L199 119V117ZM212 116V117H210ZM249 116L250 117H256L257 120L256 122H249ZM5 117V116H4ZM25 117V116H24ZM22 117V118H24ZM57 117V116H56ZM60 117V116H58ZM65 117V116H64ZM68 117V115L66 116ZM89 117V116H88ZM91 117V116H90ZM89 117V118H90ZM104 117V118H105ZM110 117V116H108ZM107 117V118H108ZM134 117V118H135ZM172 117H175L172 116ZM2 117H0L1 119ZM9 118V117H8ZM18 118V117H17ZM16 118V119H17ZM40 118V117H39ZM71 118V117H70ZM83 118V117H82ZM87 118V116H86ZM104 118H103V121H104ZM111 118V117H110ZM130 118V119H131ZM141 118V117H140ZM138 117V119H140ZM144 118V116H143ZM143 118L141 120H143ZM151 120L153 121L154 119ZM164 118V117H163ZM166 118V116H165ZM169 117H167L168 119ZM177 118V116L175 117ZM185 118V117H184ZM3 119V118H2ZM33 119V118H32ZM37 119V118H36ZM45 119V118H44ZM49 118L46 119V121L48 120ZM54 119V118H52ZM60 119V118H59ZM93 119V118H92ZM98 119V118H97ZM111 119V120H112ZM146 119V117L144 118ZM150 119V118H149ZM159 119V118H157ZM162 119V118H161ZM173 119V118H172ZM190 119V120H189ZM35 120V119H34ZM33 120V121H34ZM42 120V119H41ZM51 120V119H50ZM49 120V121H50ZM55 120V119H54ZM61 120V119H60ZM65 120V118L63 119ZM102 120V119H101ZM100 120V121H101ZM126 120V121H125ZM148 120V119H146ZM160 120V119H159ZM164 120V119H162ZM170 120V119H169ZM8 121V120H7ZM10 121V119H9ZM14 121V119H13ZM36 121V120H35ZM53 121V120H52ZM81 121V120H80ZM136 121V120H134ZM139 121V120H138ZM165 121H167L165 119ZM180 121V119H179ZM186 121V120H185ZM251 121V120H250ZM19 122V121H18ZM26 122V121H25ZM28 122V121H27ZM30 122V121H29ZM59 122V121H58ZM92 122H94L92 120ZM96 122V121H95ZM102 122V121H101ZM146 122H149V121H146ZM162 122V121H161ZM168 122V121H167ZM172 122V121H171ZM14 123V122H13ZM17 123V122H16ZM23 123V122H21ZM35 123V122H34ZM55 123V122H54ZM66 123V121H65ZM75 123V122H74ZM78 123V122H77ZM91 123V122H90ZM100 123V122H99ZM97 124V125H101V124ZM151 123V122H150ZM149 123V124H150ZM163 123V122H162ZM166 123V122H165ZM173 123V122H172ZM171 123V124H172ZM26 124V123H24ZM23 124V126H24ZM49 124V123H48ZM59 124V123H58ZM62 124V122H61ZM70 124V123H69ZM89 124V122H88ZM105 124H106V121H105ZM160 124V123H159ZM182 124V123H181ZM185 124V123H184ZM8 125V124H7ZM11 125V124H10ZM22 125V124H21ZM36 125V123L34 124ZM92 125V124H91ZM95 125V124H94ZM163 125V124H162ZM194 125H192L194 127ZM28 126V125H27ZM37 126V125H36ZM34 126V129L35 127ZM49 126V125H48ZM67 126V125H66ZM70 126V125H69ZM75 126V125H74ZM148 126V125H147ZM150 126V125H149ZM148 126V127H149ZM181 126V125H180ZM255 126V127H254ZM53 128L55 126H52ZM51 127V128H52ZM57 127V126H56ZM59 127H62V126H59ZM68 127V126H67ZM95 127V126H93ZM98 127V126H97ZM171 127V126H169ZM173 127V126H172ZM182 127V126H181ZM191 127V125H190ZM252 129H251V128ZM50 128V127H49ZM101 128V129H102ZM146 128V127H145ZM144 128V129H145ZM167 128H168V125H167ZM180 128V127H179ZM189 127H187L188 129ZM195 128V129H196ZM23 129V130H21ZM33 129V128H32ZM48 129V128H47ZM59 129H64V128H59ZM68 129V128H67ZM87 128L85 129H82L83 131L86 130ZM99 129V128H97ZM97 129L95 131H97ZM144 129L142 131H144ZM148 129V128H147ZM171 129V128H170ZM190 129V128H189ZM57 130V129H56ZM71 130V129H70ZM73 130V129H72ZM78 130V129H77ZM76 130V131H77ZM90 130V129H89ZM100 130V129H99ZM103 130V129H102ZM136 130V129H135ZM134 130V131H135ZM179 130V129H178ZM192 130V129H191ZM38 131V130H37ZM42 131V130H41ZM41 131L37 132L40 133ZM54 131V130H53ZM68 131V130H67ZM88 131V130H87ZM140 130L138 129V131L136 130V132L138 133ZM150 131V129L148 130ZM181 131H182V128H181ZM189 130H187L188 132ZM195 131V130H193ZM192 131V133H193ZM197 131V130H196ZM36 132V131H35ZM46 132V131H45ZM59 132V131H58ZM66 132V131H65ZM63 132V133H65ZM151 132V131H150ZM151 132V133H152ZM173 132V131H172ZM176 132V131H175ZM179 132V131H178ZM67 133V132H66ZM65 133V134H66ZM75 133V132H74ZM90 133H91V130H90ZM89 133V134H90ZM94 133V131H93ZM146 133V132H145ZM149 133V132H148ZM147 133V134H148ZM154 133V134H155ZM191 133V132H190ZM247 133H250L247 134ZM55 134V133H54ZM57 134V133H56ZM61 134V133H60ZM63 134V135H65ZM92 134V133H91ZM122 134V135H123ZM155 134V135H156ZM186 134V133H185ZM51 135V133H50ZM61 134V136H63ZM73 135V134H72ZM121 135V136H122ZM133 135V133H132ZM153 135V134H152ZM179 135V134H178ZM247 135L251 137H254L255 139H257L256 141V146L255 147L252 146H248L250 148H246L245 145L246 143H248V141L246 140L247 138ZM49 136V137H47ZM52 136V135H51ZM54 136V135H53ZM56 136V135H55ZM60 136V138H61ZM74 136V135H73ZM89 136V135H88ZM94 136V135H93ZM117 136V137H118ZM146 136V134H145ZM144 136V137H145ZM149 136V135H148ZM64 137V136H63ZM72 137V136H71ZM77 137V135H76ZM75 137V138H76ZM81 137V136H80ZM84 137V136H83ZM90 137V136H89ZM124 137V138H125ZM139 137H141L139 135ZM154 137V136H152ZM217 137L219 138V140L221 139L223 142H232V143H236V145H240V144H243V149H242V153L240 154L241 156V159H240V165L242 167V169L240 170V168H233L232 167V163L231 161H228L227 163H225V160H219L217 157L215 160H213V165L216 166V162L217 164L219 163L218 165V170L220 169H223V173H220L219 171H217L218 173L214 176V178H208L209 175H211L209 172H206V168L207 166H209L210 164V161H209V152L207 154V148L208 146L211 145V143L213 141L216 142V139ZM237 137V138H236ZM88 138V137H87ZM92 138V137H91ZM94 138V137H93ZM123 138V139H124ZM134 138V136H133ZM138 138V137H137ZM249 138V137H248ZM58 139V138H57ZM68 139V137H67ZM70 139V137H69ZM77 139V138H76ZM80 139V138H78ZM136 139V138H135ZM145 139V138H144ZM152 139V138H151ZM150 139V140H151ZM156 139V138H155ZM161 138H159L160 140ZM185 139V140H186ZM215 139V140H214ZM120 140V139H119ZM130 140V139H129ZM148 140V139H146ZM162 140V141H163ZM218 140V139H217ZM218 140V141H219ZM249 140V139H248ZM117 141V140H116ZM142 141V140H141ZM182 141V142H181ZM253 141V140H252ZM80 142V141H79ZM138 142V141H137ZM146 142V141H145ZM150 142V141H149ZM152 142V141H151ZM156 142V141H155ZM161 142V140H160ZM159 142V143H160ZM67 143V142H66ZM85 143V142H84ZM142 143V142H141ZM148 143V142H147ZM163 143V142H162ZM117 144V143H116ZM164 144V143H163ZM168 144V143H167ZM218 144V143H217ZM223 144V143H221ZM225 144V143H224ZM245 144V145H244ZM80 145H82V143H80ZM122 144H120L119 146H121ZM125 145V143H124ZM137 146V144H134ZM169 145V144H168ZM167 145V146H168ZM233 145V144H232ZM249 145V144H248ZM84 146V145H83ZM113 146V144H112ZM111 146V147H112ZM115 146V145H114ZM126 146V145H125ZM139 146V145H138ZM147 145H145L144 148H148V150L151 152V156H155V160L157 161H154L155 164H159L162 163L164 164L165 166L169 165V161H167V158H161L160 160V157L162 156V153L157 149V147L154 146V144H149L147 147ZM163 147V145H160ZM159 146V147H160ZM224 146V145H223ZM222 146V147H223ZM235 146V145H234ZM247 146V145H246ZM81 147V146H79ZM170 147V145H169ZM174 147V149H175ZM225 147V146H224ZM223 147V148H224ZM228 147V145H227ZM236 147V146H235ZM242 147V146H241ZM85 150H84V149ZM114 149V147H112ZM116 148V147H115ZM142 148V147H139V149ZM161 148V147H160ZM164 148V147H163ZM171 148V147H170ZM247 150H246V149ZM87 149V150H86ZM129 149V148H128ZM145 149V150H146ZM220 149V148H219ZM225 149V148H224ZM231 149V148H230ZM260 149V150H261ZM84 150V152H82ZM96 150V151H95ZM135 150V149H134ZM141 150V149H140ZM164 150V149H163ZM162 150V151H163ZM169 150V149H168ZM167 150V151H168ZM215 150V149H214ZM222 150V148H221ZM227 150V149H225ZM233 150V149H232ZM109 151V150H108ZM137 151V150H136ZM166 151V150H165ZM169 151H173V150H169ZM219 151V150H218ZM264 151V150H263ZM143 152V151H142ZM175 152V151H174ZM217 152V151H216ZM220 152V151H219ZM225 152V151H223ZM229 152V151H228ZM259 152V151H257ZM114 153V152H113ZM167 153V152H166ZM240 153V152H239ZM106 154V155H105ZM144 154V153H143ZM147 154V152H146ZM223 154V153H222ZM136 155V154H135ZM220 155V154H219ZM224 155V154H223ZM123 156V155H122ZM150 156V155H149ZM221 156V155H220ZM238 156V155H237ZM127 157H129L127 155ZM139 157V156H138ZM144 157V156H142ZM163 157V156H162ZM219 157V156H218ZM101 159L103 158V160L101 162L97 161L98 159ZM137 158V157H136ZM135 158V159H136ZM191 158V159H190ZM96 159V160H95ZM132 159V158H131ZM139 159V158H138ZM172 159V158H171ZM174 159V158H173ZM172 159V161H174ZM214 159V158H213ZM230 159V158H229ZM247 159H248V162H247ZM257 159V160H256ZM159 160V161H158ZM210 160L211 157H210ZM228 160V159H226ZM234 160V159H233ZM262 160V159H261ZM134 161V160H133ZM149 161V160H148ZM139 163V161H137ZM175 162V161H174ZM203 162V163H202ZM151 163L153 164V162L151 161ZM221 163V164H220ZM128 164V163H127ZM150 165V164H149ZM161 165V164H160ZM234 165V164H233ZM171 166L169 165L168 167L171 168ZM137 167V166H136ZM214 167V166H213ZM134 168V167H133ZM164 168V167H162ZM215 168V167H214ZM259 168V169H258ZM167 169V168H165ZM172 169V170H173ZM48 170V171H46ZM135 170H138V169H135ZM242 170L245 171V175H242L244 177V180L243 178L240 179L239 181H242L243 180V183L241 182H238V178L239 175H240V172L242 173ZM160 171V170H158ZM170 171V170H169ZM139 172V171H138ZM136 172V173H138ZM260 172V173H261ZM134 173V174H132ZM141 173V172H140ZM151 173V172H150ZM242 173V174H244ZM259 173V172H257ZM143 174V173H142ZM264 174V173H263ZM138 175V174H137ZM141 176V175H140ZM224 176V177H222ZM142 177V176H141ZM140 177V178H141ZM153 177V176H152ZM211 177V176H210ZM88 179H92L94 180V182L91 183L92 186H89L90 182L86 181ZM148 178V177H147ZM149 179V178H148ZM147 179V180H148ZM171 179V178H170ZM236 179V180H235ZM140 180V179H139ZM150 180V179H149ZM259 180V179H257ZM138 181V180H136ZM174 181V179H173ZM139 182V181H138ZM172 182V181H171ZM182 182V183H181ZM251 182V181H250ZM133 186H131L132 184ZM149 183V182H148ZM167 183V182H165ZM170 183V182H169ZM175 183V182H174ZM203 183V182H202ZM253 183V182H252ZM255 183V182H254ZM257 183V182H256ZM264 183V182H263ZM176 184V183H175ZM156 185V184H154ZM172 185V184H171ZM178 185V184H177ZM213 185V184H212ZM174 186V185H173ZM179 186V185H178ZM134 187V188H133ZM162 187V186H161ZM160 187V188H161ZM171 187V186H170ZM215 187V186H214ZM90 188H93L90 190ZM180 187H178V190ZM252 188V189H251ZM145 189V190H144ZM177 189V188H176ZM242 189L244 191H242ZM175 190V188H174ZM173 190V191H174ZM187 190V188L185 189ZM210 190V189H209ZM214 190V189H213ZM241 190V191H239ZM166 191V190H165ZM176 191V190H175ZM181 191V190H180ZM204 191V189H203ZM154 192V193H155ZM168 192V191H167ZM187 192V191H186ZM202 192V190H201ZM174 194L176 192H173ZM200 193V192H199ZM207 193V192H206ZM227 193V192H226ZM157 194V193H155ZM161 194V193H160ZM170 194V193H169ZM188 194H189V191H188ZM203 194V193H202ZM159 195V194H157ZM165 195V193H164ZM178 195V194H177ZM199 196L201 194H198ZM204 195V194H203ZM202 195V196H203ZM220 195V194H219ZM162 195H159V196H155L154 198H156L157 200L161 201L160 204H152L151 202H153L154 200L156 199H153V201L150 200V203L151 205L150 206H153L154 208V205L156 206H160L164 201H167L164 202L166 204H168V200L170 199L169 196H168V200L167 199H164L163 202L161 199L165 198L163 196L160 197ZM171 196V194H170ZM191 196V195H190ZM201 196V197H202ZM206 196V195H205ZM224 196V195H223ZM122 197V196H121ZM160 197V198H159ZM174 197V195H173ZM136 198V197H135ZM153 198V197H152ZM116 199V200H117ZM124 199V198H123ZM126 199V198H125ZM131 198L128 199V201L130 200ZM142 199V201H141ZM149 199H150V196H149ZM231 199V198H230ZM203 200V199H202ZM201 200V201H202ZM208 200V199H207ZM218 200V199H217ZM103 201V199H102ZM113 201V200H112ZM115 201V200H114ZM136 201V199H135ZM148 201V199H147ZM158 201V202H159ZM215 201V200H214ZM116 202V201H115ZM121 202V201H120ZM136 202V203H137ZM146 202V201H145ZM145 202H143L142 204H144ZM156 202V201H155ZM157 202V203H158ZM226 202V200L224 201ZM235 202V201H234ZM118 203V202H117ZM128 203V202H127ZM134 203V202H132ZM147 203V202H146ZM149 203V202H148ZM147 203V204H148ZM202 203V202H200ZM232 203V202H231ZM236 203V204H237ZM102 204V203H100ZM112 204V202H111ZM124 204V203H123ZM130 204V203H129ZM135 204V203H134ZM139 205V203H137ZM136 204V206H137ZM141 204V203H140ZM147 204L145 205V208L147 206ZM221 204V203H220ZM230 204V203H228ZM234 204V203H233ZM106 205V204H105ZM115 205V203H114ZM113 205V206H114ZM119 205V204H118ZM144 205H142V207H144ZM163 205V204H162ZM165 205V204H164ZM173 205V204H172ZM219 205V204H218ZM223 205V204H222ZM231 205V204H230ZM109 206H110V203H109ZM133 206V205H132ZM158 206V207H159ZM174 206V205H173ZM225 206L227 207V205L225 204ZM108 207V206H107ZM106 207V208H107ZM130 207V206H128ZM157 207V208H158ZM164 207V206H163ZM168 207V206H167ZM170 207V206H169ZM168 207V208H169ZM234 207V206H233ZM101 208V207H100ZM114 208V207H113ZM132 208V207H131ZM134 208V207H133ZM141 208V206L139 207V209ZM152 208V207H151ZM150 208V210H152ZM156 208V209H157ZM178 208V207H177ZM224 208V207H223ZM232 208V207H231ZM257 208V213L253 212V215H251V212H252V209H256ZM149 209V208H148ZM155 209V208H154ZM153 209V210H154ZM178 209V211H180ZM251 209V210H250ZM130 210V209H129ZM142 210V208H141ZM144 210V208H143ZM142 210V211H143ZM149 210V212H150ZM163 210H165L163 208ZM177 210V209H176ZM239 210V209H238ZM241 210V209H240ZM239 210V212H240ZM104 211V210H103ZM132 211V210H131ZM130 211V212H131ZM134 211V210H133ZM138 211V210H137ZM140 211V210H139ZM146 211V210H145ZM170 211V210H169ZM109 212V211H108ZM120 212V211H119ZM117 212V213H119ZM148 213V210L146 211ZM162 212V211H161ZM243 212V211H241ZM104 213H106L104 211ZM115 213V212H114ZM134 213V212H133ZM146 213V214H147ZM167 213V212H166ZM173 213V212H172ZM174 213H175V210H174ZM177 213V211H176ZM144 214V213H143ZM150 214V213H148ZM157 214V213H156ZM255 214V215H254ZM116 215V214H115ZM119 215V214H118ZM121 215V214H120ZM125 215V214H124ZM128 215V214H127ZM154 215V214H153ZM168 215V214H167ZM175 215V214H174ZM129 216V215H128ZM156 216V215H155ZM173 216V214H172ZM133 217V216H132ZM147 217V215H146ZM152 217V215L150 216V218ZM154 217V216H153ZM176 217V216H175ZM262 217V216H261ZM260 217V218H261ZM106 218V217H105ZM168 218V217H167ZM174 218V217H173ZM177 218V217H176ZM174 218L175 220L179 219V218ZM259 218V219H260ZM264 218V217H263ZM108 219V218H107ZM173 219V221L175 222V220ZM111 220H114V219H111ZM143 220V219H142ZM150 219H148L149 221ZM176 221L175 224H178L179 225V222L181 221ZM262 220V219H261ZM140 221V220H139ZM153 221V220H152ZM155 221V220H154ZM153 221V222H154ZM159 221V220H158ZM116 222V221H115ZM136 222V221H135ZM147 222V221H146ZM161 222V221H160ZM172 222V221H171ZM173 222V223H174ZM110 223V222H109ZM142 223V222H141ZM140 223V224H141ZM172 225L174 226L175 224ZM134 224V223H133ZM132 224V225H133ZM154 224V223H153ZM161 224V223H159ZM182 224V223H181ZM111 225V223H110ZM127 225V224H126ZM169 225V224H168ZM171 225V224H170ZM169 225V227H171ZM177 225V226H178ZM261 225V226H260ZM112 226V225H111ZM137 226V225H136ZM160 225H158L159 227ZM175 226V227H177ZM119 227V225H118ZM179 227V226H178ZM115 228V227H113ZM142 228V227H141ZM140 228V229H141ZM172 228V227H171ZM170 228V229H171ZM174 228V227H173ZM172 228V230H174ZM107 229V228H106ZM117 229V228H116ZM114 229V230H116ZM156 228L155 231L157 232H161L159 231L160 229ZM183 229V230H182ZM127 230V229H126ZM125 230V231H126ZM134 230V229H133ZM131 230V231H133ZM139 230V228L137 229ZM102 231H104V234L102 235ZM109 231V230H108ZM118 231V230H117ZM130 231V233H131ZM154 231V232H155ZM176 231V230H175ZM114 232V231H113ZM119 232V231H118ZM117 232V233H118ZM134 232V231H133ZM138 232V231H137ZM144 232V231H143ZM146 232V231H145ZM152 232V233H154ZM163 232V231H162ZM172 232V231H171ZM122 233V232H121ZM127 233V232H125ZM129 233V231H128ZM180 233V232H178ZM111 234V232H110ZM116 234V233H114ZM120 234V233H119ZM123 234V233H122ZM135 234V233H134ZM139 234H141L139 232ZM157 234H161V233H157ZM164 234V233H163ZM163 234H161V236H158L160 241H163ZM131 235V234H130ZM176 235V233H175ZM114 236V235H113ZM117 236V235H116ZM132 236V235H131ZM139 236V235H138ZM154 236H156L154 234ZM172 236V235H171ZM104 237V236H103ZM124 237V236H123ZM122 237V239H124ZM127 237V236H126ZM129 237V236H128ZM137 237V236H136ZM135 237V238H136ZM150 237V236H149ZM148 237V238H149ZM153 237V236H152ZM179 237V238H180ZM187 237V239H188ZM147 238V239H148ZM157 238V237H156ZM173 238V237H172ZM176 238V237H175ZM109 239V238H108ZM121 239V238H120ZM118 240V241H123L122 239L121 240ZM133 239V238H132ZM153 239V238H152ZM162 239V240H161ZM113 240V239H112ZM125 240V239H124ZM127 240V239H126ZM125 240V241H126ZM131 240V238H130ZM157 240V239H156ZM168 243L169 241V238H166L165 239ZM105 240H103L104 242ZM109 241V240H108ZM116 241V239H115ZM147 241V240H146ZM151 241V240H149ZM112 242V241H111ZM130 242V241H129ZM132 242V241H131ZM155 242V241H154ZM180 242V243H179ZM117 243V241L115 242ZM120 243V242H118ZM124 243V242H123ZM135 243V242H134ZM158 243V242H157ZM160 243V242H159ZM163 243V242H161ZM110 244V243H109ZM125 244V243H124ZM132 244V243H131ZM136 244V243H135ZM221 244V245H220ZM106 245V244H105ZM104 245V246H105ZM113 245V244H112ZM118 245V244H117ZM130 245V244H129ZM146 245V244H145ZM161 245V244H159ZM163 245V244H162ZM206 246V248L202 247V246ZM109 246V245H108ZM115 246V244H114ZM125 246V245H124ZM131 246V245H130ZM150 246V245H149ZM154 246V245H153ZM225 246H227V248L223 251V254L218 256V254H215L213 253V255L210 253L212 251H214L213 249H215V252L217 251H221L222 248H225ZM113 247V246H112ZM117 247V246H115ZM159 246H157L158 248ZM161 247V246H160ZM204 248L203 250L205 251V249H207L204 253V251L202 252L200 250V248ZM221 247V248H220ZM136 248V247H135ZM151 248V247H150ZM163 248V247H162ZM201 248V249H202ZM219 250H217V249ZM105 249V251H104ZM149 249V248H148ZM153 249V248H152ZM156 249V247L154 248ZM172 249V247H171ZM161 250V249H160ZM159 250V252H160ZM212 250V251H211ZM217 250V251H216ZM119 251V250H118ZM132 251V250H131ZM174 251V252H173ZM208 251V252H207ZM117 252V251H116ZM121 252V251H120ZM120 252L118 253H115L116 255H118ZM126 252V250H125ZM138 252V251H137ZM146 252V251H145ZM145 252H141L142 253V256L145 258V260L147 262H150V260H152V256H149V252L148 254L145 253ZM202 252V253H201ZM106 253V254H105ZM124 253V251H123ZM122 253V254H123ZM133 253V252H132ZM155 253V251H154ZM194 253V255H196ZM220 253V252H219ZM130 254V255H128ZM134 254V253H133ZM133 254H131V252L128 253L126 252V255L124 253V256L126 257L128 255V259H126L128 262H130L131 260V264L134 262L135 263V258L133 257ZM162 254H165V253H162ZM186 254H188V256H185ZM190 254V255H189ZM110 255V254H109ZM113 255V253H112ZM157 255V254H156ZM160 255V254H159ZM193 255V254H192ZM191 255V257H192ZM115 256V255H114ZM119 257L121 256L118 255ZM124 256H122L121 258L123 259ZM136 256V255H134ZM117 257V256H116ZM139 256H137V259H138ZM163 257V256H162ZM184 259H183V258ZM127 258V257H126ZM134 258V259H133ZM193 258V257H192ZM112 259V258H111ZM114 259V258H113ZM120 259V258H119ZM136 259V260H137ZM154 259V258H153ZM117 260V259H115ZM121 260V259H120ZM144 260V261H145ZM162 260V259H161ZM160 260V261H161ZM166 260V259H165ZM193 260V259H192ZM191 260V261H192ZM119 261V260H118ZM122 261V260H121ZM153 261V260H152ZM151 261V263H152ZM190 261V260H189ZM215 261V262H214ZM138 262V261H136ZM188 262V261H187ZM210 262V261H209ZM133 263V264H134ZM146 263V262H145ZM156 263V262H155ZM158 263V262H157ZM160 263V262H159ZM158 263V264H159ZM167 263V262H165ZM190 263V262H189ZM192 263V262H191ZM194 263V264H195ZM205 263V262H204ZM2 264H9V263H2ZM123 264H126V263H123ZM128 264V263H127ZM130 264V263H129ZM169 264V263H168ZM184 264V263H183ZM187 264V263H186ZM193 264V263H192ZM212 264V263H211Z\"/></svg>",
    "mask_w": 264,
    "mask_h": 264
},
{
    "label": "rangeland",
    "instance_id": "2",
    "mask_svg": "<svg viewBox=\"0 0 264 264\" xmlns=\"http://www.w3.org/2000/svg\"><path fill=\"white\" fill-rule=\"evenodd\" d=\"M12 0H3V3L1 2L0 4V9L2 10H0L1 12H0V22L1 23H3V22H5L6 21V19H8V18H10L11 17V14L14 12V10H15V7H18L19 6V4L21 3V0H13L12 2H11ZM20 1V2H19ZM210 1V0H209ZM212 1L213 0H211L210 2H211V4H212V6L213 5H217L216 7H213V10H211L212 9V7H211V9L210 8H208V9H205L204 10V12L202 13V15L206 12V10H207V12H206V14H208V11H209V14L208 15H205L204 14V17H202V15L201 16H199V17H202V19H204L203 21L205 22L204 23V26L205 27H207V28H205V27H203V30H204V32L205 33H208L209 34V32L211 33V34H214V36L213 37H216V38H218L219 36H220V38H219V40L218 39H216V38H214L213 40H212V42H214V41H220V40H222L223 39V41L221 42L222 44H224V45H222L221 43H220V46L218 45V44H215V43H217V42H215L214 43V45H212V42H211V45H210V43H208L209 45V48L212 50V53H214L215 54V52H213L214 50H213V46H215V45H218L219 46V48H216V49H218V50H216L215 49V47H214V49L216 50V55H217V53H218V51L220 52L219 54H221V59L220 60H218L219 58H220V56H219V58H217V56H215L214 54L212 55L211 54V50H202V51H200V52H202V55L204 56V55H206V56H202L201 54H199L198 52H196L197 53V57H196V55H193L192 56V58H191V60L193 59V57L194 58H196L195 60H197V61H200L199 59H202L203 58V60H201L202 61V63L204 64V67H203V64H202V66L199 64V66H197L198 68H203V72H205L206 74H203V72L200 70V75L197 73V72H195V73H193V75L195 76V78H193L192 79V81L190 82V83H187V82H184L185 84H183V85H187V87L189 88V89H187V87L185 86V89H186V92H185V94L188 92L191 96H193V98L194 99H192V97L190 98V95H188V93L185 95L186 97H188L187 99H188V107H190V111H192V113H193V111H194V115L190 112V115L192 114V116L194 117L197 113V111H196V109L198 108L199 110H198V114L196 115L197 117H199V119H201V118H204V121H202L203 119H201V121L199 120V121H197V123H195L196 125H194V123L193 124H190L191 125V127H190V125H187L188 123H189V121H188V118H187V116H189V118L190 117H192V116H190L189 114H186L185 115V113L187 112V113H189L188 112V110L187 111H185V109L184 108H182L183 107V105H182V103L181 102H178V104H176V103H174L173 104V102L170 104V106H172V104H173V106L172 107H174V108H171V107H169L170 108V110L168 109V111H170V112H168L167 111V113L165 114V116H166V118H165V116L163 115V116H156V118L153 116V114L149 117V113H145L144 115H142V116H138L140 119H138V117L136 116H132V118L131 117H129V116H127V118H129V119H126L127 120V122H125V123H131V122H129L130 120H132V122H144V123H148V124H146V128L144 129V128H142V127H136V128H131L130 129V131H131V135H130V138H126L125 136H124V134L121 136H116V137H114L115 139H112L110 142H107V143H109V144H107L108 146H107V148L106 149H108V150H106V152H107V155L106 156H111L112 154L115 156V151L117 152V150L119 151V152H117V154L116 155H119V157L118 156H115V157H117L118 159H121V161H125L124 163H126V165L128 166V168L130 167H132V169L131 170H133V172L135 173H132V174H134V175H136V176H134L133 178H132V180H131V182L133 181V179H134V187H135V191H137L136 190V187H138L137 189H141L142 187H143V185H141V183L142 184H144V188H147L148 186H150L151 185V188L153 189V187L155 188L156 186V188L155 189H153V190H156V192L155 193H157V194H159V195H162V196H160V197H162L163 198V196L165 197V198H163V199H161L160 197V200H162V202H163V200L164 199H167L168 198V196H169V200H168V204H166L167 203V201H164V202H166V203H162L159 207L158 206H156L157 204H160L161 203V201H159V200H157L156 198H154L155 196H159V195H157V194H155L154 192H153V194H154V196L151 194V195H147L146 193H147V191L145 190V191H143V188H142V190H139V191H141L144 195H145V197H144V195L141 193V195H140V192L139 191H137V193H139V195L140 196H142L143 195V197L144 198H142V199H145L146 198V200H144V201H142V199H141V201L142 202H139L140 201V199H138L137 197V194H136V198L135 197H129V198H131L129 201H128V199L129 198H127L126 196L124 197V195H120V197H118L119 199H117V198H113V196L112 197H110L109 199H105V198H102L103 199V201H102V199L100 200V203H102V204H100L99 203V210H98V208H97V211H99V213L100 212H103V214L102 213H100V215L101 216H103L104 217V215H105V217H104V219L107 221L106 222V228H105V235H103L104 234V231H102L101 233H102V235L104 236H102V238H104V239H100V241L102 240V243H104V245H103V247L102 248H106V253H108V254H106V255H108V257L110 258V260H112V262H121V264H123V263H130L131 264V260H130V262H128L126 259H128V255H130V254H128L126 257L124 256V253H125V255H126V252L128 253V251H129V253L131 252V254H133V257L135 258V263L134 264H158L159 262V264H176V263H174V262H168L169 261V259H168V257H169V254H167L168 252H171L172 250H174V248H175V250L174 251H177V254H178V250H176V249H178L179 248V246H177L176 247V244L177 245H184L183 244V241H184V239L186 238V240H185V245L184 246H182L181 248L183 249H185V248H187V247H185V246H187L186 245V243H187V240H189V237H188V235H187V237H188V239H187V237L185 236H183V234H182V232L180 231V230H178V229H180L181 228V226H183L184 227V224H183V222H182V220H180V218H179V215L180 214H178V212L180 213L182 210H183V208L181 207V205L179 204V206L177 205L176 206V204L175 203H173V202H177V199H178V196H180L181 194L180 193H182V192H184L185 191V196L187 197L188 196V198L189 199H191L193 196H194V199H196L197 200V198L196 197H198V200H197V202H202V203H198L199 205H202L203 203H205V202H212L213 204H215L217 207H221L223 210L224 209H227V208H229L230 210H232L233 208V210L232 211H234L235 210V212H237V213H241V214H239V216L241 215H243L244 214V212H246V210H244L243 209V207H241L240 206V203L238 202H236V200H235V198H232V197H230L231 195H229L230 194V192L231 193H234V192H232V191H237L238 192V190L236 189V187H226V186H223V185H218V184H214V183H212L211 181H210V179H207L206 180V182L203 180L200 184V187H199V190H197V191H194V192H192V191H190L189 189H188V187H187V185L185 186V183H184V185H183V183L182 184H180V182H177V179L174 177V175H173V173H170V172H174V166L176 165V163H177V161L179 162L180 161V159H183V158H185L186 156H182L181 155V157H180V155L179 154H177L176 155V148L177 147H175V146H171V145H173V143L172 144H170L171 142H167L169 145H170V147H169V145L166 143V142H164V140L162 139V137L163 136H159L160 134H156L155 132H152L153 130H151L152 129V127L154 128V126H156V124L157 125H160V126H162L166 131H168V130H172V131H168V132H170V133H172V134H174V139L176 140V142H178V143H180V139L182 140L183 139V137H184V139L182 140L183 142L185 141H187V139H189V138H191L192 136H196L197 134H198V132H199V130L198 129H200V127H199V123L200 124H202L203 123V125L204 126H206L209 122H208V118H209V105H210V97H211V95H212V100L214 99V98H216V97H218V98H223L224 97V94H225V92L226 93H229V95L227 96V98H225L224 100H225V102H228L229 103V101L231 100V101H234L235 99H236V97L237 96H239V94L238 93H243V92H247V93H250L251 92V90H253V89H255L256 88V86H254L253 87V84H252V87H249V86H251V85H247V84H245L246 83V81L248 80V79H250V81L249 82H254V78L255 77H252V76H245L244 75V73H245V71H243L242 69V71L240 70L239 72L237 71L236 72V68H238L239 66H238V63H237V61H236V58H237V54H238V51H239V48H240V43H241V41L243 40V35H246V33H247V35H246V37L248 36L249 37V39H248V37H247V40H249L248 41V43H250V41H252L253 42V40H251L252 39V37H250V36H252L253 35V29H251V27H247V28H244V29H240L241 27H242V25H240V23H242V22H240V23H238L240 20H242V13H246L245 15H247L250 11H252V9L255 7V4H253V2L252 1H250V3H249V0L247 1V0H241V1H239L240 3L238 4L237 2L236 3H232V5H231V3H230V1L231 0H221L222 2H224L225 4V6L223 5V3L220 1V0H215V2L214 3H212ZM216 1H218V2H216ZM9 2V3H8ZM207 2H208V0H207ZM210 2L208 3V4H210ZM220 2H221V4H220ZM13 3V4H12ZM219 3V4H218ZM247 3V4H246ZM6 4H8V6L6 5ZM12 4V5H11ZM17 6H16V5ZM64 4H66V3H64ZM235 4V5H234ZM238 4V5H237ZM241 4H242V7H239V5L241 6ZM250 6H249V5ZM59 5H61V4H56L55 5V9L56 10H58L59 9V12H57V14L59 15V13L60 12H64V13H60L61 15H59V17L61 18H59L58 17V15L57 14H55L56 13V10H54V16H56L57 15V18H55L54 17V19H52V20H49V19H47V21L48 22H46V18H49L48 17V14L47 13H45V12H50V11H47V8L45 9V7H43V9H44V11H43V9H41V8H39L38 6H36V7H38V9L42 12H44L43 13V15L41 14V12L40 11H38V9H36L38 12H34L33 11V13L35 14V15H33V18L35 19H33V18H29L28 20H26L27 21V23H26V21L24 22L25 24L24 25H26V27L24 26V28H29L30 27V29H33V27L36 25L37 26V24H38V26L40 27L39 28V30H37L36 28H38V27H35V29H33V32H32V34L35 36H33V35H31L30 36V34H28V32H30V29H28L27 31L22 27L21 28V30L22 29H24V30H22V34H23V32L24 31H26V32H24V34L23 35H21L19 32H21V30L18 32V36L16 35L17 34V32L16 31H14V33L15 34H13V35H16L15 36V39H16V42L17 41H19V38H21V36H22V39H20L21 41L22 40H27L28 39V42H27V44L25 43V41H24V43H22L21 41H19L20 42V44L19 45H16V44H18V42L15 44L16 45V47H14L13 46V48H16L17 49V47H18V49L16 50V52H19V49L21 50L22 49V52H20V54L21 53H23V54H25V57L24 56H22L23 58H21V55H23V54H19V57H18V55L16 56V57H18V63L17 64H21L20 66L22 67V65H23V70H22V68H20L19 67V65H17L16 66V62L15 61H17L16 59H15V57H14V55L13 54H11V56H9V58H6L5 59V62L3 63L2 61L0 62V63H3L1 66H2V70L0 71L1 72V81H0V117H2L0 120L1 121H3V124H4V126L6 127V128H14V129H17L16 127H21V128H25V127H27V129L29 130L30 128V132L32 133V135L33 136H36V135H40V136H42V137H44V133H45V135H49L50 137H52V139L54 140V138H55V141L57 142L58 140V142H60L61 143V139H64V140H62V141H64L63 143H61L62 145L64 144V145H68L69 143H71L72 141L73 142H75V143H77L78 145V148H82V147H85V148H90V147H92L91 146V144H89V142H86V140H91V139H94V140H96L97 139V137L96 136H98V138L99 137H101L102 136V134L101 133H103L104 132V128H102L104 125V127H107V125L110 123V121L112 122L113 121V119L114 120H116L117 118H119L120 117V115L119 114H122V112H121V110H118V109H116V107H113L114 105H115V101H112L114 98H113V96L115 95V97L117 96V88L118 87H126V80H127V77H128V81H129V77H130V79H132L131 77H134V76H138V77H143L142 79H144V77H146V76H148V70H149V74H150V78L152 79L153 77H154V75H155V77H157V73H161V74H163L164 72H166V69H167V59L165 58V57H167V47H166V45L165 44H163L162 43V45L164 46V50H163V48L160 50V48L162 47V45L159 47L158 45L160 44L159 42V40H158V42H157V48L160 50V51H163V52H161L160 53V58H162V59H159V57L157 56L158 54H159V50L157 49V52L156 53H158L157 55H156V61L155 60H153L155 63H157L158 65H160L159 66V68L162 66V64H163V66L161 67V69H155V63L153 62V61H149L150 62V64L149 65H151L152 64V62H153V64H155L154 66H148L147 67V65L146 64H148L149 62H148V60H146L147 59V50H146V46H144V42H146L147 40H145L144 38L142 39V41H139V40H137V38L135 37V41L137 42V43H135V47L136 48H140V51H138V50H133V51H135V52H133V51H131V52H129L128 53V55H130L131 54V56H133V57H130V56H128L126 53H124V49L123 50H119L120 48L122 49V44L120 43V41L118 42L117 40V36L120 38V35H118L119 34V32H114L115 31V29H114V23L111 25V24H108V28L109 29H107L106 28V26L104 27V28H106V31H108V33L103 29L102 30V32H103V34H105V33H107V34H105V36H108V38H106L103 34H102V32H100V34H101V36H103L104 37V39L106 38V39H108V40H110V38L112 37H114V36H116L115 38H113L114 39V41L115 42H113V39H111V41H106V39H105V42H106V46H105V48L104 47H102V48H104L103 49V52H104V50H105V54L103 55V53L102 52H100V51H98V49H96L95 51H94V55H92V53L90 54L89 53V55H86L85 56V54H86V52H87V54H88V51L90 52V51H92V50H89V49H87V51H84V49H86V48H84V47H80V48H82L81 50H80V48H78L80 45H79V42L78 43H76V41L81 37V35H80V37L79 36H77L76 38H74L76 35H74V33H75V31H76V27H77V24H76V22H80V21H73L74 22V24H72L71 23V25H70V28L72 27V26H75V27H73V29L71 28H68L67 29V31H65V30H62L63 28L65 29V26L63 27L62 25V27H60L59 25V21L60 20H62V18L64 17V15H65V13H66V11H64V10H69V8L67 9V4L66 5H63V3H62V9H64L63 11H61L60 9L61 8H59V7H61V6H59ZM236 6V9H235V7L233 8L232 6ZM251 5L253 6V7H251ZM56 6H58V7H56ZM63 6H65L64 8H63ZM67 6V7H66ZM5 7H7V8H5ZM35 7V8H36ZM217 7H220L221 8V10H223L222 12L224 13V15H226L225 16V20H224V16L222 15V13L220 14H217L218 13V11H216V10H219V8H217ZM222 7H223V9H222ZM244 7V8H243ZM5 8V9H4ZM214 8H215V11L217 12L216 14H215V16H214ZM217 8V9H216ZM238 8V9H237ZM247 8V9H246ZM248 8L250 9V10H248ZM252 8V9H251ZM6 9L8 10V11H6ZM226 11H225V10ZM229 9H231L230 11H228ZM241 9H243L242 10V13H240L241 11ZM245 9V10H244ZM11 12H10V11ZM203 10V9H202ZM221 10H220V12H221ZM237 10L238 11H240V12H237ZM211 11H214L213 13H211ZM249 11V12H248ZM6 12V13H5ZM226 12V13H225ZM228 12V13H227ZM231 12H233V13H235L236 15H237V17H236V15L234 16L233 15V13L231 14ZM3 13V14H2ZM5 13V14H4ZM39 14H41V16H43L42 18H41V16L39 15ZM47 14V15H46ZM50 14V13H49ZM64 14V15H63ZM213 16H212V15ZM227 14H229V15H227ZM232 16H231V15ZM264 14V13H263ZM46 15V16H45ZM63 15V16H62ZM216 15H218V16H216ZM244 15V16H245ZM7 16H9V17H7ZM35 16H36V18H35ZM62 16V17H61ZM221 17V18H218L217 19V17ZM223 16V17H222ZM228 16V17H227ZM6 17V18H5ZM208 17H210V18H208ZM5 18V19H4ZM223 18V19H222ZM236 18L238 19V20H236ZM38 19V20H37ZM56 19H59V21L57 22V20ZM216 19V20H215ZM235 19V20H234ZM1 20H4V21H1ZM30 20H33V22L35 23V22H37V21H39V22H37V23H35V25L33 26V25H31L30 23H33L32 21H30ZM56 20V23H54V21ZM209 20V21H208ZM214 21V22H211V21ZM218 20V22L220 23H217L216 21ZM223 20V21H222ZM226 20H227V22H226ZM232 21V23H231V21ZM55 24V25H58V27L57 26H55L52 22ZM236 23H235V22ZM63 21H60V23H62ZM223 22V23H222ZM226 22V23H225ZM234 22V23H233ZM50 23V24H49ZM103 23V21L101 20V24ZM206 23H208V24H206ZM230 23L231 24H233V25H231V29H230V27H229V25H230ZM30 24V25H29ZM105 25L107 24V23H104ZM219 26H218V25ZM223 24V25H222ZM224 24H226L227 26L225 27V25ZM234 24H239V26H238V28H237V26L235 25L234 26ZM41 25H43L42 27H41ZM211 25H213L212 27L213 28H217L216 30H214L212 27H211ZM221 25V26H220ZM33 26V27H32ZM49 28H48V27ZM84 26L86 27V25L84 24ZM83 26V27H84ZM216 26V27H215ZM234 28H233V27ZM46 27V28H45ZM55 27H57L58 28V30H57V28H55ZM111 27V28H110ZM211 27V28H210ZM222 27V30L220 31V28ZM223 27H225V28H223ZM42 28V29H41ZM75 28V29H74ZM210 28V29H209ZM227 28V29H226ZM236 28L238 29V31H239V33H238V31L236 30ZM41 29V30H40ZM55 31H54V30ZM60 29H61V31H60ZM70 29V30H69ZM86 29V28H85ZM99 29V28H98ZM112 31H111V30ZM240 29V30H239ZM38 32L39 31V33H38V36H37V33H35L36 31ZM48 31V32H42V31ZM72 30V31H71ZM75 30V31H74ZM209 32H208V31ZM212 30V31H211ZM226 30V32H224V31ZM35 31V32H34ZM54 33H53V32ZM61 32V34H62V32H64L63 33V35H59V32L58 33H56L55 34V32ZM68 31H71V32H69V33H72V34H69L68 35V33H67V37H65L64 38V36H66V32H68ZM101 31V30H100ZM109 31H110V34H109ZM216 31V32H215ZM219 31H220V33H219ZM237 31V32H236ZM240 31H241V33H240ZM111 32L113 33V35H111ZM213 32V33H212ZM215 32V33H214ZM219 33L220 35H217L216 33ZM221 32H224V33H226V35H224V33H221ZM229 34H228V33ZM231 32H233V33H231ZM25 33H26V37L24 36L25 35ZM43 33L45 34V35H43ZM47 33H49V34H47ZM53 33V34H52ZM81 33H85L84 31L83 32H81ZM117 33V34H116ZM235 33L237 34V35H235ZM250 33V34H249ZM40 34V35H39ZM52 34V35H51ZM59 35V38H60V36H63V40L61 41L60 39H58V35ZM76 34V33H75ZM80 33H78V35H79ZM100 34H99V37L100 38H102L101 36H100ZM116 34V35H115ZM210 34V35H211ZM223 34V35H222ZM233 34H234V38H231L230 37V35L233 37ZM252 34V35H251ZM30 37H29V36ZM72 35H74V37H72ZM216 35V36H215ZM20 36V37H19ZM38 38H37V37ZM39 36H41V37H39ZM51 38H50V37ZM53 36V37H52ZM239 36L241 37V40H240V38H239ZM257 36V35H256ZM255 35H254V38H258V36L256 37ZM19 37V38H18ZM28 37V38H27ZM31 37H32V39H35V41L33 40L32 41V39H31ZM34 37V38H33ZM43 37V38H42ZM72 37V38H71ZM226 37V39H224ZM229 37H230V39H229ZM25 38V39H24ZM27 38V39H26ZM30 38V39H29ZM39 38H41V39H39ZM49 38V39H48ZM54 38V39H53ZM70 38V39H69ZM18 39V40H17ZM38 39V41H40L38 44L37 43H35L36 42V40ZM56 39H58V41L56 40ZM68 39V40H67ZM103 39V38H102ZM103 39V40H104ZM212 39V38H211ZM229 39V40H228ZM232 39V40H231ZM240 41H239V40ZM29 40H31V42L29 43ZM44 40V41H43ZM120 40V39H119ZM160 40L161 41H164V40H162V38H160ZM229 42H228V41ZM49 41V42H48ZM53 41V42H52ZM60 41V42H59ZM64 41V42H63ZM79 41V40H78ZM226 41V42H225ZM233 41V42H232ZM238 41V42H237ZM47 42V43H46ZM52 42V43H51ZM56 42V43H55ZM73 42H75L74 44H73ZM107 42L109 43V45L107 44ZM116 42H118V43H116ZM224 42V43H223ZM61 45H60V44ZM114 43V44H113ZM116 43V44H115ZM127 43V42H126ZM23 44H26L25 46H22ZM53 44H54V46H53ZM119 44H121V46L119 45ZM137 44V45H136ZM230 44V45H229ZM28 45H30L29 47H28ZM67 45V47L65 48V46ZM71 45H75L73 48L72 47H70ZM76 45H79V46H76ZM113 47H116V49L115 48H113ZM118 45V46H117ZM130 45V44H129ZM21 46V47H20ZM34 46H36L35 48H34ZM47 46H49V48L47 47ZM57 46H59V47H61L62 46V49L61 48H58ZM108 46V47H107ZM109 46L113 49H111L110 48V51L108 50L109 49ZM222 46H224V47H222ZM236 46H238V47H236ZM23 47V48H22ZM27 47H28V49H27ZM31 47V48H30ZM42 47V48H41ZM75 47H77V48H75ZM119 49H118V48ZM142 47V48H141ZM25 48V49H24ZM32 48L34 49V50H40L41 49V51H39V52H41V54H42V56H44V54H45V56L44 57H42V56H40V55H37V54H35L36 52L34 51H32ZM48 49L47 51L45 50V49ZM51 48L53 49V52H52V50H51ZM67 48H69L70 50H73L74 48H75V50H74V52L76 51H83V52H81V54L79 55V53L77 54L76 52V55L79 57V58H82L81 60L83 61L84 59H83V55L87 58V56L88 57H91V55L93 56L92 58H88L87 60L85 59L84 61L87 63V61L90 59L91 60V62H89L88 61V63H91V65L90 64H86L85 62V64L79 59L78 61H77V59H78V57L76 56L75 58H77V59H75V60H72L71 58V60L69 59V58H67V57H69L68 56V51H66L67 52V54L66 53H64L67 57H64L63 58V52L65 51V50H67ZM101 48V49H102ZM108 48V49H107ZM166 48V49H165ZM232 48V49H231ZM237 48V49H236ZM26 50V52L24 51V50ZM31 49V50H30ZM68 49V50H69ZM77 49V50H76ZM117 49H118V51H117ZM225 49V50H224ZM234 49V50H233ZM31 51V53L33 54V56H31L32 54H28V56L26 57V55H27V52L29 53L30 51ZM36 50V51H37ZM57 51V50H60V51H57V53H58V57H57V60H60V61H58L59 63L61 62H63L64 61V64H67V65H65L64 66V64L62 63H60L61 65H62V68L60 67L61 65L60 64H58V62L56 61V65H55V67H59L58 69H57V72H63V74H64V78L62 77V79H64V80H67V78L69 77V78H72V76H73V78H72V80H71V84H70V81H69V78H68V80L67 81H64V83L65 82H69V84H67L66 86H65V90H67V88H68V90H70V92L68 91H66L68 94H70V96H71V102L69 101V99H68V103H67V101H65V102H63L64 100H62V97L58 94V96L56 95L57 93L54 91V86H53V88H52V85L55 83V76H51V68H50V66H53V65H51V64H53L52 62V58H50L49 59V57H50V55H51V53H55L54 51ZM70 50H69V53L70 54H72L73 53V55L75 56V53L73 52V51H71L70 52ZM100 50V49H99ZM108 50V51H107ZM114 50H116V51H114ZM141 50L146 54V59H145V55L141 52ZM236 50V51H235ZM238 50V51H237ZM43 51V52H42ZM46 51V52H45ZM51 51V52H50ZM62 51V52H61ZM78 51V52H79ZM121 51H123V53L121 52ZM156 51V50H155ZM166 52V54H164L165 52ZM203 51H206L207 53L205 54V52L203 53ZM230 51V52H229ZM25 52V53H24ZM38 51H37V53H39ZM98 53L97 55L98 56H96V53ZM107 52V53H106ZM108 52H110V53H108ZM138 52H140V54L142 55L141 56V59L143 58L144 60H146V61H144V60H141L140 61V54H138ZM209 52V53H208ZM47 53V54H46ZM85 53V54H84ZM119 53H122V54H126L125 56L127 57L128 56V59L125 57V56H123L122 54H119ZM136 53V54H135ZM228 53V54H227ZM230 53H232V54H230ZM237 53V54H236ZM61 54H62V56H61ZM111 55V56H108L107 57V55ZM117 54V55H116ZM133 54V55H132ZM210 54L212 55V58L214 59V57L216 58V60L218 61H216L215 60V62H214V60H213V64L211 65V63H212V60H208V56L207 55H209L210 56ZM236 54V55H235ZM35 55V56H34ZM36 55L37 56H40L41 57V59L43 58V61H45L46 59V61H47V63H46V61H45V64H43V65H41V64H39V65H36L37 63H36V61L34 62L33 61V63H32V60H35V59H33L34 57H36ZM82 55V56H81ZM99 55H101V57L99 58ZM117 57H116V56ZM134 55H137V57L136 56H134ZM161 55L163 56V57H161ZM198 55H201L202 57H199ZM13 56V57H12ZM31 57L30 59L28 58V57ZM52 57H53V55H51ZM61 56V57H60ZM105 58H104V57ZM114 56V57H113ZM120 56V57H119ZM121 56H123V58H125V59H123V58H121ZM144 56V57H143ZM165 56V57H164ZM234 56V57H233ZM33 57V58H32ZM47 57V58H46ZM94 57H95V60L96 61H94V64L96 63V62H98V64L96 63L95 64V66H94V64L92 65V60H94ZM111 57H113L114 59H112ZM116 57V58H115ZM119 57V58H118ZM134 57H136V58H134ZM199 57V59H197ZM19 58L20 59H22L23 61H24V59L25 58H27V59H25V61L26 62H28V63H26L25 61L23 62L22 60H21V62H19L20 60H19ZM58 58H60V59H58ZM61 58H63V59H61ZM69 60V61H65V60H67V59ZM105 59V63L103 64V65H100L101 63H99V62H101V60L104 62V59ZM108 58L109 59H112V60H109L112 64L114 63V65H112L113 67H112V69H111V63L108 61ZM130 58V59H129ZM131 58H133V61H131ZM138 58V59H137ZM149 58V57H148ZM164 58L166 59V60H164ZM205 58H207V59H205ZM7 59H9V60H7ZM10 59H12V62L10 61ZM65 59V60H64ZM107 59V60H106ZM116 59H120V62L121 63H123L122 65H124V63L125 64H127V65H124L123 66V69H121L122 68V66H121V63L119 64L118 62V60H117V64H116ZM121 59L123 60V62L121 61ZM137 59V60H136ZM190 59V58H189ZM189 59H187V61H189ZM209 59H211V58H209ZM235 59V60H234ZM249 58L247 57L246 59H244L243 61H244V63L245 62H248L247 60H248ZM52 61V62H50V61ZM62 60V61H61ZM115 60V61H114ZM124 60H126V61H124ZM134 60H136L137 61V63H135L136 61H134ZM138 60H139V62L141 63H139L138 62ZM206 60V61H205ZM6 61H8V63L6 62ZM30 61V62H29ZM75 61H76V63H79V65H81V67L83 66V68H82V71H81V68H80V66L79 67H77L78 66V64L77 65H75L76 63H75ZM81 61V62H80ZM106 61H108L107 63H106ZM128 61V62H127ZM193 61H194V59H193ZM196 61V62H197ZM205 63H204V62ZM14 62H15V64H14ZM72 62V63H71ZM75 64H74V63ZM127 62V63H126ZM129 62H131V63H129ZM132 62H133V65L135 64L136 66L138 65V63L141 65H138V68H136V66H135V69H133L132 70V68H134V66L131 68L130 67V65H132ZM143 62H145V63H143ZM209 62V63H208ZM5 63H6V65H5ZM24 63V64H23ZM30 63H32L34 66H31V68H29L30 67V65H32V64H30ZM34 63H36V64H34ZM42 63V62H41ZM44 63V62H43ZM51 63V64H50ZM72 65H71V64ZM80 63H82V64H80ZM235 63V64H234ZM27 66H29V67H27ZM48 64V65H47ZM60 65V66H58V65ZM108 64V65H107ZM142 64H143V66H145L144 68H142ZM152 64V65H153ZM208 64H210V65H208ZM215 64H217V66L215 65ZM3 65H5V66H3ZM15 65V66H14ZM70 65L71 66H73L74 67V69H75V66H76V72H77V74L74 72L73 73V71H74V69H70L71 67H70ZM89 65V66H88ZM105 65V69H100V68H104V67H101V66H104ZM110 65V66H109ZM120 67H119V66ZM129 65V66H128ZM158 65H156L157 67H158ZM208 67H207V66ZM11 66H13V67H11ZM25 66V67H24ZM36 66H38V67H36ZM63 66H64V68H67V67H70L69 68V70H71V74H68L69 73V71L67 70V69H65L66 70V72L64 73V69H63ZM67 66V67H66ZM85 66V67H84ZM88 66V67H87ZM90 66H94V67H97V66H99L98 68L100 69L99 71L95 68H92V70H90ZM114 66H117V67H114ZM216 66V67H215ZM235 66V67H234ZM4 67V68H3ZM33 67H35L34 69H33ZM110 70V71H108V70H106L107 68ZM119 67V68H118ZM124 67H129V69L128 68H124ZM142 69H141V68ZM196 67V68H197ZM207 69H206V68ZM18 68V69H17ZM25 68H26V70H25ZM41 68V69H40ZM50 68V69H49ZM80 68V70H78ZM88 68V69H87ZM117 68V69H116ZM130 68H131V70H132V73H135V74H133L132 75V73H131V70H130ZM147 68H149V69H147ZM206 70H205V69ZM212 68V69H211ZM11 69H12V71H11ZM32 69V70H31ZM61 69V70H60ZM85 69V70H84ZM113 69H115V72H116V70H117V72H118V70L120 69L121 70V73H124L125 72V70L126 69H128L127 70V74H128V76L127 75H125L126 74V72H125V74H124V76H123V79H124V77H125V81H124V83L123 82H121V81H119L118 80V82H117V79H115V77L117 78V76H115L114 77V75H117V72H116V74H115V72H114V70ZM138 69H140L139 71H138ZM145 69V71H147V74H146V72H144L143 70ZM147 69V70H146ZM150 69H155L156 71L157 70H159V71H155L154 72V70H153V72H152V70H150ZM234 69V70H233ZM10 70V71H9ZM15 70V71H14ZM17 70V71H16ZM21 70V71H20ZM35 70H36V72H35ZM39 70V71H38ZM59 70V71H58ZM88 71V73H90L91 71H94V70H96V71H94V72H92L93 74H92V77H91V80H93V79H95L94 81H96L95 82V84H94V82H93V85H96L95 86V88L93 87V85L91 86V85H89V84H85L86 82L85 81H83V79H82V77H80L81 75L83 76L84 74V72L85 71ZM104 70H106V71H108V72H110L109 74L107 73V74H105L106 73V71H104ZM120 70H119V72L118 73H120ZM124 70V71H123ZM135 70H137L138 72H135ZM214 70V71H213ZM19 71V72H18ZM24 71V72H23ZM29 71H31V72H29ZM33 71V72H32ZM43 71V72H42ZM79 71V72H78ZM84 71V72H83ZM98 71V72H97ZM154 74H152L151 72ZM161 71V72H160ZM196 71H197V69H196ZM198 71H199V69H198ZM234 71V72H233ZM6 72V73H5ZM20 72H21V74H20ZM28 72H29V74H28ZM40 72V73H39ZM49 72H50V74H49ZM82 74H81V73ZM97 72V74H99V76L100 75H102V74H100L101 72H105L104 74L105 75H103V76H101V77H103L104 79H100L101 77H99L98 75H95L94 73H96ZM114 72V73H113ZM128 72H130V75L131 76H129V73ZM142 73V75L145 73V76L143 75H141L140 73ZM202 72V73H201ZM207 72H209L208 74H207ZM229 72V73H228ZM13 74V75H11V74ZM32 73V75H30ZM38 73V74H37ZM139 73V74H138ZM156 73V74H155ZM197 73V74H196ZM234 73H236V74H234ZM8 76H7V75ZM66 74V75H65ZM75 74V75H74ZM79 74H80V76H79ZM110 74H111V76L112 77H110ZM151 74H152V77H151ZM24 75V76H23ZM30 77H28V76ZM36 75V76H35ZM38 75V76H37ZM68 75V76H67ZM70 75H71V77H70ZM87 75V74H86ZM91 75V74H90ZM94 75L97 77H95V78H93L94 77ZM205 75V76H204ZM231 75V77H229ZM233 75V76H232ZM40 76V77H39ZM42 76V77H41ZM63 76V75H62ZM77 76H79L80 77V79L78 80V78H77ZM106 76V77H105ZM108 76V77H107ZM220 76V77H219ZM222 76V77H221ZM224 76V77H223ZM228 76V77H227ZM239 76V77H238ZM13 77V78H12ZM18 77H20V78H18ZM38 77L41 79H38ZM49 77H52L51 79H48ZM99 77V78H98ZM136 77H134L135 79H136ZM137 77V78H138ZM149 77V76H148ZM235 77V79L237 78V83H236V87H234V88H231V85H232V79ZM243 77V78H242ZM246 77V78H245ZM6 78V79H5ZM27 78V79H26ZM66 78V79H65ZM77 80H76V79ZM112 80H111V79ZM114 78V79H113ZM150 78H145L146 80H151ZM248 78V79H247ZM251 78H253V79H251ZM259 78V77H258ZM10 81H9V80ZM16 79V80H15ZM25 79V80H24ZM34 79H36V80H34ZM38 79V80H37ZM98 79H100V80H98ZM106 79V80H105ZM135 79H132L133 81H130L131 82V84L134 82V81H136ZM144 79V80H145ZM178 80H174L175 82H180L183 78H177ZM245 79H246V81H245ZM256 80H257V78H255ZM18 80H20V82L18 81ZM23 80H24V82H23ZM27 80V81H26ZM52 82H50V81ZM97 80L99 81V82H102L103 80H105V84L103 85V82L101 83L103 86H107L106 88L105 87H103L102 85L100 86V89L102 90V92H100L101 90L100 89H98V91H96V89L97 88H99V85L97 86ZM108 80V81H107ZM113 81V82H111V81ZM227 80V81H226ZM243 80V81H242ZM3 81V82H2ZM13 81H14V83H13ZM28 81H29V83H28ZM37 81V82H36ZM73 81H76L75 83H73ZM78 81V82H77ZM107 81V82H106ZM201 81V82H200ZM216 81V82H215ZM16 82V83H15ZM22 82L24 83V85L22 84ZM80 82H84V85L86 86H83V83H82V85L80 84ZM109 82V84L108 85H110V82H111V85H110V88L108 87V85H106L107 83ZM121 82V83H120ZM208 82V83H207ZM222 82V83H221ZM224 82H227V83H224ZM21 83V84H20ZM37 83V84H36ZM113 83H116L115 85L117 86L116 88H115V85L113 84ZM120 83V84H119ZM123 83V84H122ZM126 83V84H125ZM230 84V86H229V84ZM255 83H256V81H255ZM255 83H254V85H255ZM27 84V85H26ZM49 84V85H48ZM76 84V85H75ZM125 84V85H124ZM228 84V85H227ZM238 84V85H237ZM242 84V85H241ZM18 85H20V86H17ZM48 85V86H47ZM121 85V86H120ZM128 86L127 87H129V88H131L130 86H129V82H128V84H127ZM213 85V86H212ZM244 85V86H243ZM28 86V87H27ZM34 88H33V87ZM51 86V88H49ZM115 88L116 90H114L113 88ZM219 86V87H218ZM224 86V87H223ZM229 86V87H228ZM22 87V88H21ZM27 87V89L25 90V88ZM30 87H31V90H30ZM42 87V88H41ZM46 87H47V90H46ZM69 87H70V89H69ZM74 89H77V90H74ZM78 87H80L81 89H79ZM85 87V88H84ZM89 87V89H86V88H88ZM221 87V88H220ZM241 87V88H240ZM6 88V89H5ZM83 88V89H82ZM93 88L95 89V91L93 90ZM132 88H133V84H132ZM192 90H191V89ZM211 88V89H210ZM218 88V89H217ZM220 88V89H219ZM224 88V89H223ZM228 88V89H227ZM239 88H240V90H239ZM245 88V89H244ZM249 88H251L250 90H249ZM11 89V90H10ZM23 89V90H22ZM40 89V91H38ZM53 89V90H52ZM86 91H85V90ZM104 89V90H103ZM112 89V90H111ZM197 89V90H196ZM230 89V90H229ZM248 89V90H247ZM30 90V91H29ZM108 90H110V91H108ZM114 90V91H113ZM192 92H191V91ZM224 90V91H223ZM229 90V91H228ZM239 90V91H238ZM243 90H246V91H243ZM1 91H4V92H1ZM7 91V92H6ZM10 91V92H9ZM12 91H14V93L15 94H13V96H12V94H11V92ZM34 91V92H33ZM42 91V93H40ZM43 91L45 92V93H43ZM77 91V92H76ZM80 91H83V93H81ZM94 91V92H93ZM191 93H190V92ZM196 91V92H195ZM221 91H222V93H221ZM243 91V92H242ZM254 91V90H253ZM263 91H264V89H263ZM9 92V93H8ZM31 94H30V93ZM33 92V93H32ZM52 92H54V94H53V97H52V95H51V97L53 98H51L50 97V94H52ZM86 92V93H85ZM89 92H93V94H95V93H98L97 94V99L96 98H94L95 97V95H93V94H91L90 93V95L88 96L87 95V101H88V99H90L89 100V103L87 102V104H89L88 106H89V108L87 109V108H85V104L83 103V101H80V100H83L82 98H84V96L86 95V94H88ZM104 92H106L105 94H104ZM109 92V93H108ZM217 92H219V93H217ZM231 92V93H230ZM4 93V94H3ZM7 93V94H6ZM37 93V94H36ZM41 95H40V94ZM48 93V94H47ZM76 93H77V95H76ZM79 93H81V94H79ZM101 93V94H100ZM108 93V94H107ZM215 93V94H214ZM33 94V95H32ZM72 94V95H71ZM82 94H85V95H82ZM102 94H104V96L107 94V96L105 97V98H103V101L101 100V96H103ZM110 94V97H112L111 99H108V98H110L108 95ZM193 94V95H192ZM213 94H214V96H213ZM238 94V95H237ZM5 95V96H4ZM15 95V96H14ZM20 95V96H19ZM21 95H23V96H21ZM39 95V96H38ZM80 95H82L81 97H80ZM91 95H93V96H91ZM113 95V96H112ZM217 95V96H216ZM2 96V97H1ZM7 96V97H6ZM29 96V97H28ZM31 96V97H30ZM69 96V95H68ZM70 96H69V98H70ZM75 96V97H74ZM100 96V97H99ZM103 96V97H104ZM198 96V97H197ZM216 96V97H215ZM16 97V98H15ZM22 97V98H21ZM33 97H34V99H33ZM41 97V98H40ZM72 97H74V99L72 98ZM108 97V98H107ZM15 98V99H14ZM21 98V99H20ZM59 98H61L60 100H59ZM94 98V100L92 101V99ZM208 98H209V100H208ZM19 99H20V102H18L17 103V101H19ZM27 99V100H26ZM40 99V100H39ZM73 99V100H72ZM100 99V100H99ZM190 99V100H189ZM191 99H192V103H191ZM234 99V100H233ZM38 101V103H37V101ZM44 100V101H43ZM61 100H62V103L64 104V103H67L68 105H69V107H67L68 108V110H69V112H68V110H66V108H63L62 106H63V104H61ZM97 100V102H95V104H94V101H96ZM203 100V101H202ZM16 101V102H15ZM24 101V102H23ZM52 101V102H51ZM53 101H55V102H53ZM78 101V102H77ZM99 101H102V102H99ZM197 101V102H196ZM206 101V102H205ZM209 101V102H208ZM230 101V102H231ZM51 102V103H50ZM80 102H82V103H80ZM112 102V103H111ZM189 102H190V104H189ZM201 102H205V103H201ZM31 103V104H30ZM70 103V104H69ZM92 105H91V104ZM19 104H20V106H19ZM29 104V105H28ZM45 104V105H44ZM52 104V106H53V104H54V106L53 107H51L50 105ZM76 106H74V105ZM84 104V105H83ZM97 107L98 106V112H96V107H95V110H94V105ZM108 104V105H107ZM203 104V105H202ZM11 105V106H10ZM15 105L17 106V107H15ZM22 105V106H21ZM34 107H33V106ZM71 105V106H70ZM79 105V107H77ZM81 105V106H80ZM91 105V106H90ZM174 105H176V106H174ZM182 105V106H181ZM26 106V107H25ZM30 106V107H29ZM41 106V107H40ZM51 108H50V107ZM74 106V107H73ZM84 106V107H83ZM106 106H107V108H106ZM110 106V108L108 109V107ZM177 106H179V107H177ZM180 106H181V108L182 109H184V113L183 112H180L182 109H180ZM195 106V107H194ZM202 106V107H201ZM204 106L206 107V108H204ZM9 107V108H8ZM13 107V108H12ZM44 109H43V108ZM100 107V108H99ZM101 107H103L104 109H106V110H104V109H102ZM197 107V108H196ZM17 108V109H16ZM26 108V109H25ZM39 108V109H38ZM51 110H50V109ZM71 108H73V109H71ZM83 108V109H82ZM85 108V109H84ZM92 108H93V110H92ZM113 108V109H112ZM115 108V109H114ZM193 108V109H192ZM200 108H202V110H201V112H200ZM21 109V110H20ZM24 109V110H23ZM31 109V110H30ZM34 109H35V111H34ZM46 109V110H45ZM53 109V110H52ZM61 109V110H60ZM107 109H108V111H107ZM112 109V110H111ZM177 109H178V111L179 112H177ZM192 109V110H191ZM204 109H207L206 111L204 110ZM6 110V111H5ZM13 110V111H12ZM23 110V111H22ZM58 110V111H57ZM65 111V112H63V111ZM85 110V111H84ZM91 110V111H90ZM101 110V111H100ZM116 110L117 111H119V113L117 112L116 113ZM172 110V111H171ZM176 110V111H175ZM206 112H204V111ZM4 111V112H3ZM12 111V112H11ZM20 111L22 112V113H20ZM88 111H90V112H88ZM106 111V112H105ZM183 111V110H182ZM3 112V113H2ZM11 112V113H10ZM17 112V113H16ZM26 112V113H25ZM29 112H30V114H29ZM37 112V113H36ZM51 112V113H50ZM55 112H58L57 114L55 113ZM73 112V113H72ZM78 112V113H77ZM87 112V113H86ZM95 112V113H94ZM108 112H110L109 113V115H108ZM121 112V113H120ZM124 112V111H123ZM146 112H148V110L146 111ZM28 113V114H27ZM53 113V114H52ZM55 113V114H54ZM85 113V114H84ZM96 113H98V115L97 116H95V114ZM106 113V114H105ZM178 115H177V114ZM182 113V114H181ZM201 113V114H200ZM51 114V115H50ZM65 116H63V115ZM69 114H70V116H69ZM72 114V115H71ZM73 114H75V115H73ZM87 114V115H86ZM106 115L107 117L108 116H110V117H105L104 115ZM147 114V116H145ZM149 114V115H148ZM168 114H170L169 116H168ZM173 114V115H172ZM200 114V115H199ZM203 114V115H202ZM205 114V115H204ZM10 115V116H9ZM21 115V116H20ZM31 115V116H30ZM39 115H41V116H39ZM53 115V116H52ZM55 115V116H54ZM68 115V117H66ZM84 115V116H83ZM87 116V118H86V116ZM114 117H113V116ZM119 115V117H117ZM174 116L175 115V117L177 116V118H175V117H172V116ZM180 115L182 116V117H180ZM185 115V116H184ZM199 115V116H198ZM212 115V114H211ZM5 116V117H4ZM25 116V117H24ZM57 116V117H56ZM58 116H60V117H58ZM90 118H89V117ZM95 116V117H94ZM122 116V115H121ZM143 116H144V118L146 117V119H148V120H146V119H144L143 118ZM152 116H153V118H152ZM171 116V117H170ZM195 116V117H196ZM9 117V118H8ZM18 117V118H17ZM22 117H24V118H22ZM40 117V118H39ZM71 117V118H70ZM83 117V118H82ZM105 117V118H104ZM112 117H113V119H112ZM135 117V118H134ZM164 117V118H163ZM167 117H169L168 119H167ZM185 117V118H184ZM201 117V118H200ZM210 117H212V116H210ZM17 118V119H16ZM33 118V119H32ZM37 118V119H36ZM45 118V119H44ZM47 118H49L47 121H46V119ZM52 118H54V119H52ZM61 120H60V119ZM65 118V120H63ZM93 118V119H92ZM98 118V119H97ZM103 118H104V121H103ZM131 118V119H130ZM143 118V120H141ZM150 118V119H149ZM151 118L152 119H154L153 121L151 120ZM157 118H159V119H157ZM164 119V120H162V119ZM173 118V119H172ZM9 119H10V121H9ZM13 119H14V121H13ZM36 121H35V120ZM42 119V120H41ZM51 119V120H50ZM102 119V120H101ZM112 119V120H111ZM165 119L168 121H165ZM170 119V120H169ZM179 119H180V121H179ZM191 119V118H190ZM189 119V120H190ZM193 119V118H192ZM192 119L190 120V123H192L193 121H192ZM8 120V121H7ZM34 120V121H33ZM50 120V121H49ZM53 120V121H52ZM81 120V121H80ZM92 120L94 121V122H92ZM102 122H101V121ZM125 120V121H126ZM134 120H136V121H134ZM139 120V121H138ZM158 120V121H157ZM186 120V121H185ZM249 122H256V120H257V118L256 117H250L249 116ZM251 120V121H250ZM19 121V122H18ZM26 121V122H25ZM28 121V122H27ZM30 121V122H29ZM59 121V122H58ZM65 121H66V123H65ZM96 121V122H95ZM105 121H106V124H105ZM146 121H149V122H146ZM157 121V122H156ZM163 123H162V122ZM173 123H172V122ZM14 122V123H13ZM17 122V123H16ZM21 122H23V123H21ZM36 123V125H34L35 123ZM55 122V123H54ZM61 122H62V124H61ZM75 122V123H74ZM78 122V123H77ZM88 122H89V124H88ZM91 122V123H90ZM100 122V123H99ZM151 122V123H150ZM155 122H156V124H155ZM166 122V123H165ZM24 123H26V124H24ZM49 123V124H48ZM59 123V124H58ZM70 123V124H69ZM101 124V125H97V124ZM150 123V124H149ZM160 123V124H159ZM172 123V124H171ZM182 123V124H181ZM185 123V124H184ZM8 124V125H7ZM11 124V125H10ZM22 124V125H21ZM23 124H24V126H23ZM92 124V125H91ZM95 124V125H94ZM163 124V125H162ZM28 125V126H27ZM49 125V126H48ZM68 127H67V126ZM70 125V126H69ZM75 125V126H74ZM103 125V126H102ZM149 127H148V126ZM151 125H152V127H151ZM167 125H168V128H167ZM182 127H181V126ZM192 125H194V127L192 126ZM34 126H36L35 127V129H34ZM52 126H55L54 128L52 127ZM57 126V127H56ZM59 126H62V127H59ZM93 126H95V127H93ZM98 126V127H97ZM169 126H171V127H169ZM173 126V127H172ZM196 126H197V128H196ZM18 127V128H19ZM50 127V128H49ZM52 127V128H51ZM180 127V128H179ZM187 127H189L188 129H187ZM255 127V126H254ZM23 128V129H24ZM33 128V129H32ZM48 128V129H47ZM59 128H64V129H59ZM68 128V129H67ZM85 128H87L86 130H82V129H85ZM97 128H99V129H97ZM103 130H102V129ZM148 128V129H147ZM171 128V129H170ZM181 128H182V131H181ZM196 128V129H195ZM251 128V127H250ZM23 129H21V130H23ZM26 129V128H25ZM57 129V130H56ZM71 129V130H70ZM73 129V130H72ZM78 129V130H77ZM91 130V133H90V130ZM97 129V131H95ZM138 131V129L140 130L138 133L136 132V130ZM144 129V131H142ZM150 129V131L152 132H150V131H148ZM179 129V130H178ZM192 129V130H191ZM252 129V128H251ZM38 130V131H37ZM42 130V131H41ZM54 130V131H53ZM68 130V131H67ZM77 130V131H76ZM88 130V131H87ZM135 130V131H134ZM187 130H189L188 132H187ZM193 130H195V131H193ZM197 130V131H196ZM36 131V132H35ZM39 131H41L40 133H38L37 134V132H39ZM46 131V132H45ZM59 131V132H58ZM67 133H66V132ZM93 131H94V133H93ZM176 131V132H175ZM179 131V132H178ZM192 131H193V133H192ZM63 132H65V133H63ZM75 132V133H74ZM146 132V133H145ZM149 132V133H148ZM191 132V133H190ZM50 133H51V135H50ZM55 133V134H54ZM57 133V134H56ZM63 135V134H65V135H63V136H61V134ZM90 133V134H89ZM132 133H133V135H132ZM148 133V134H147ZM156 135H155V134ZM186 133V134H185ZM74 136H73V135ZM101 135V136H99V135ZM145 134H146V136H145ZM153 134V135H152ZM179 134V135H178ZM247 134H249L250 135V133H247ZM54 135V136H53ZM56 135V136H55ZM76 135H77V137H76ZM90 137H89V136ZM94 135V136H93ZM139 135L141 136V137H139ZM149 135V136H148ZM249 135H247V138H246V140L248 141V143H246V145H245V147L247 148L248 146H252V148H253V146L255 147V145H256V141H257V139H255L254 137H251L250 138V136ZM49 136H47V137H49ZM60 136H61V138H60ZM72 136V137H71ZM81 136V137H80ZM84 136V137H83ZM133 136H134V138H133ZM145 136V137H144ZM152 136H154V137H152ZM67 137H68V139H67ZM69 137H70V139H69ZM77 139H76V138ZM88 137V138H87ZM92 137V138H91ZM94 137V138H93ZM125 137V138H124ZM138 137V138H137ZM249 137V138H248ZM58 138V139H57ZM78 138H80V139H78ZM124 138V139H123ZM136 138V139H135ZM145 138V139H144ZM152 138V139H151ZM156 138V139H155ZM159 138H161L160 140H161V142H160V140H159ZM187 138V139H186ZM237 138V137H236ZM71 139H72V141H71ZM120 139V140H119ZM130 139V140H129ZM146 139H148V140H146ZM151 139V140H150ZM186 139V140H185ZM217 139L219 140V138L217 137ZM216 139V142L215 141H213L212 143H211V145L210 146H208V148H207V154H208V152H209V161H210V164H209V166H207V167H205L206 168V172H211L210 174L211 175H209V177L208 178H214V176L218 173L217 171H219L220 173H223V169H220V170H218V165H219V163L217 164V162H216V166L215 165H213V160H215L216 159V157L219 159V160H225V163H227L228 161H231V163H232V167L233 168H240V170L242 169V167L241 166H239L240 164V159H241V157H239V156H241L240 154L242 153L241 151H242V149L244 148L243 147V144H240V145H236V143H232V142H230V143H226V142H223L221 139L218 141ZM249 139V140H248ZM117 140V141H116ZM142 140V141H141ZM163 140V141H162ZM215 140V139H214ZM253 140V141H252ZM80 141V142H79ZM92 141V140H91ZM138 141V142H137ZM146 141V142H145ZM150 141V142H149ZM152 141V142H151ZM156 141V142H155ZM181 141V142H182ZM67 142V143H66ZM85 142V143H84ZM142 142V143H141ZM148 142V143H147ZM160 142V143H159ZM164 144H163V143ZM80 143H82V145H80ZM117 143V144H116ZM124 143H125V145H124ZM218 143V144H217ZM221 143H223V144H221ZM225 143V144H224ZM112 144H113V146H112ZM120 144H122L121 146H119ZM134 144H137V146L136 145H134ZM149 144H154V146L155 147H157V149L162 153V156L160 157V160H161V158H165L166 159V157L168 158L167 159V161H171L173 164H174V166H173V164H172V166H171V162L169 163V165L171 166V168L170 167H168L169 165H167V166H165L164 164H162V163H160L159 162V164L157 163V164H155L157 161L155 160V156L153 155V156H151L152 154H151V152L148 150V148L146 149V148H144L145 147V145H149ZM233 144V145H232ZM249 144V145H248ZM84 145V146H83ZM115 145V146H114ZM139 145V146H138ZM160 145H163V147L162 146H160ZM168 145V146H167ZM225 147H224V146ZM227 145H228V147H227ZM236 147H235V146ZM79 146H81V147H79ZM114 147V149L112 148V147ZM144 146V147H143ZM146 146V147H147ZM161 148H160V147ZM225 148V149H227V150H225L223 147ZM242 146V147H241ZM256 146H258V145H256ZM116 147V148H115ZM139 147H142V148H140L139 149ZM174 147H175V149H174ZM250 147H248V148H250ZM129 148V149H128ZM220 148V149H219ZM221 148H222V150H221ZM231 148V149H230ZM245 148V149H246ZM84 149V148H83ZM135 149V150H134ZM146 149V150H145ZM164 149V150H163ZM173 150V151H169V150ZM215 149V150H214ZM233 149V150H232ZM255 150H257V151H259V152H257V151H254V154L252 155V160H255V158H257V159H260V161H263L264 160V149L262 148H260L259 147V149H258V147L256 148H254ZM261 149V150H260ZM85 150V149H84ZM84 150L82 151V152H84ZM87 150V149H86ZM137 150V151H136ZM163 150V151H162ZM166 150V151H165ZM168 150V151H167ZM220 152H219V151ZM241 150V151H240ZM247 150V149H246ZM96 151V150H95ZM110 151H112V154H110L111 152ZM143 151V152H142ZM175 151V152H174ZM217 151V152H216ZM223 151H225V152H223ZM229 151V152H228ZM114 152V153H113ZM146 152H147V154H146ZM167 152V153H166ZM240 152V153H239ZM144 153V154H143ZM224 155H223V154ZM109 154V155H108ZM136 154V155H135ZM221 156H220V155ZM123 155V156H122ZM127 155L129 156V157H127ZM150 155V156H149ZM238 155V156H237ZM139 156V157H138ZM142 156H144V157H142ZM219 156V157H218ZM137 157V158H136ZM183 157V158H182ZM210 157H211V159L212 160H210ZM132 158V159H131ZM136 158V159H135ZM139 158V159H138ZM175 161H172V159ZM214 158V159H213ZM230 158V159H229ZM96 159H98V158H96ZM95 159V160H96ZM102 160H103V158H101ZM101 159H98L97 161H99V162H101L102 160ZM191 159V158H190ZM226 159H228V160H226ZM234 159V160H233ZM256 159V160H257ZM262 159V160H261ZM134 160V161H133ZM149 160V161H148ZM137 161H139V163L137 162ZM151 161L153 162V164L151 163ZM154 161H156L155 163H154ZM159 161V160H158ZM247 162H248V159H247ZM128 163V164H127ZM203 163V162H202ZM150 164V165H149ZM161 164V165H160ZM221 164V163H220ZM234 164V165H233ZM137 166V167H136ZM215 168H214V167ZM134 167V168H133ZM162 167H164V168H162ZM129 168V169H130ZM165 168H167V169H165ZM135 169H138V170H135ZM173 169V170H172ZM259 169V168H258ZM158 170H160V171H158ZM170 170V171H169ZM46 171H48V170H46ZM139 171V172H138ZM136 172H138V173H136ZM141 172V173H140ZM151 172V173H150ZM245 171H243L242 170V173H244ZM257 172H259V173H257ZM261 171L260 170H255V175H254V179H250V181L248 180V182L246 181V183H249L250 185H251V187H253V184L254 185H256V186H261V187H264V170L260 173ZM143 173V174H142ZM241 172H240V175H239V177H237L238 179V182H241V183H243V180H244V177L242 176V175H245V173L244 174H242ZM138 174V175H137ZM142 177H141V176ZM153 176V177H152ZM211 176V177H210ZM141 177V178H140ZM150 179H148V178ZM222 177H224V176H222ZM171 178V179H170ZM243 178V180L242 181H239L240 179H242ZM140 179V180H139ZM148 179V180H147ZM173 179H174V181H173ZM257 179H259V180H257ZM136 180H138V181H136ZM236 180V179H235ZM86 181H88V182H90L89 184V186H92L91 185V183L92 182H94V180H92V179H88L87 178V180ZM172 181V182H171ZM141 182V183H140ZM149 182V183H148ZM165 182H167V183H165ZM170 182V183H169ZM176 184H175V183ZM253 182V183H252ZM255 182V183H254ZM257 182V183H256ZM132 184V183H131ZM133 184L131 185V186H133ZM148 184V186L146 187V185ZM154 184H156V185H154ZM172 184V185H171ZM179 186H178V185ZM213 184V185H212ZM140 185L142 186V187H140ZM174 185V186H173ZM153 186V187H152ZM162 186V187H161ZM171 186V187H170ZM215 186V187H214ZM133 187V188H134ZM161 187V188H160ZM178 187H180L179 189L181 190H178ZM174 188H175V190H174ZM177 188V189H176ZM187 188V190H185ZM91 189H93V188H90V190ZM203 189H204V191H203ZM210 189V190H209ZM214 189V190H213ZM252 189V188H251ZM166 190V191H165ZM174 190V191H173ZM201 190H202V192H201ZM168 191V192H167ZM187 191V192H186ZM188 191H189V194H188ZM239 191H241V190H239ZM242 191H244L243 189H242ZM173 192H176L175 194L173 193ZM200 192V193H199ZM207 192V193H206ZM227 192V193H226ZM161 193V194H160ZM164 193H165V195H164ZM171 194V196H170V194ZM204 195H203V194ZM178 194V195H177ZM183 194V193H182ZM198 194H201L200 196L198 195ZM220 194V195H219ZM168 195V196H167ZM173 195H174V197H173ZM191 195V196H190ZM203 195V196H202ZM206 195V196H205ZM224 195V196H223ZM234 195H235V193H234ZM122 196V197H121ZM149 196H150V199H149ZM183 196H184V194H183ZM202 196V197H201ZM153 197V198H152ZM177 197V199H175ZM124 198V199H123ZM126 198V199H125ZM173 198V199H172ZM231 198V199H230ZM117 199V200H116ZM135 199H136V201H135ZM147 199H148V201H147ZM152 199V200H151ZM153 199H156V200H154L153 201ZM173 200V202L171 203V205H169L170 203H169V201L170 200ZM203 199V200H202ZM208 199V200H207ZM218 199V200H217ZM113 200V201H112ZM116 202H115V201ZM137 200H139L138 202H137ZM150 200L151 201H153V202H151L152 204H156V205H154V208H153V206H150L151 205V203H150ZM192 200H193V198H192ZM202 200V201H201ZM215 200V201H214ZM226 200V202H224ZM121 201V202H120ZM148 203H146V202ZM156 201V202H155ZM159 201V202H158ZM235 201V202H234ZM111 202H112V204H111ZM118 202V203H117ZM128 202V203H127ZM132 202H134V203H132ZM139 203V205L137 204V203ZM143 202H145L144 204L146 205L147 204V206H148V208L146 207L145 208V205L144 204H142ZM158 202V203H157ZM171 202V201H170ZM215 202V203H214ZM232 202V203H231ZM109 203H110V206H109ZM114 203H115V205H114ZM124 203V204H123ZM130 203V204H129ZM141 203V204H140ZM178 203V202H177ZM221 203V204H220ZM228 203H230V204H228ZM234 203V204H233ZM237 203V204H236ZM106 204V205H105ZM119 204V205H118ZM136 204H137V206H136ZM165 204V205H164ZM174 206H173V205ZM219 204V205H218ZM223 204V205H222ZM225 204L227 205V207L225 206ZM114 205V206H113ZM133 205V206H132ZM142 205H144V207H142ZM108 206V207H107ZM128 206H130V207H128ZM141 206V208H142V210H143V208H144V210L142 211L141 210V208L139 209V207ZM164 206V207H163ZM169 208H168V207ZM234 206V207H233ZM101 207V208H100ZM107 207V208H106ZM114 207V208H113ZM132 207V208H131ZM134 207V208H133ZM154 209H152V208ZM158 207V208H157ZM178 207V208H177ZM224 207V208H223ZM232 207V208H231ZM150 208L152 209V210H150ZM157 208V209H156ZM163 208L165 209V210H163ZM179 208H182V210H180ZM130 209V210H129ZM177 209V210H176ZM178 209L180 210V211H178ZM240 210V212H239V210ZM106 212V213H104V211ZM132 210V211H131ZM134 210V211H133ZM138 210V211H137ZM140 210V211H139ZM148 210V213H150V214H148L146 211ZM149 210H150V212H149ZM170 210V211H169ZM174 210H175V213H174ZM251 210V209H250ZM257 208L254 210V209H252V212H251V215H253V212H255V213H257ZM109 211V212H108ZM120 211V212H119ZM131 211V212H130ZM162 211V212H161ZM176 211H177V213H176ZM241 211H243V212H241ZM115 212V213H114ZM117 212H119V213H117ZM134 212V213H133ZM167 212V213H166ZM173 212V213H172ZM144 213V214H143ZM147 213V214H146ZM157 213V214H156ZM243 213V214H242ZM263 214H261V213H258V215H256L257 217H256V219H257V221H259L260 220V222H261V224H263L264 225V212H262ZM116 214V215H115ZM119 214V215H118ZM121 214V215H120ZM125 214V215H124ZM129 216H128V215ZM154 214V215H153ZM168 214V215H167ZM172 214H173V216H172ZM175 214V215H174ZM146 215H147V217H146ZM152 215V217L150 218V216ZM156 215V216H155ZM255 215V214H254ZM133 216V217H132ZM154 216V217H153ZM177 218H179V219H177ZM262 216V217H261ZM168 217V218H167ZM176 218L178 221L180 220L181 222H179V225L178 224H175L176 223V221L177 220H175L174 218ZM261 217V218H260ZM108 218V219H107ZM260 218V219H259ZM111 219H114V220H111ZM143 219V220H142ZM148 219H150L149 221H148ZM173 219L175 220V222L173 221ZM262 219V220H261ZM140 220V221H139ZM154 222H153V221ZM159 220V221H158ZM116 221V222H115ZM136 221V222H135ZM147 221V222H146ZM161 221V222H160ZM172 221V222H171ZM111 223V225H110V223ZM142 222V223H141ZM174 222V223H173ZM134 223V224H133ZM141 223V224H140ZM154 223V224H153ZM159 223H161V224H159ZM172 223L173 224H175L174 226L172 225ZM182 223V224H181ZM127 224V225H126ZM133 224V225H132ZM174 229V230H172V228L171 227H169V225ZM118 225H119V227H118ZM137 225V226H136ZM158 225H160L159 227H158ZM179 227H178V226ZM175 226H177V227H175ZM261 226V225H260ZM113 227H115V228H113ZM142 227V228H141ZM117 228V229H116ZM139 228V230H137ZM141 228V229H140ZM156 228H158V229H160L159 231H161V232H157V231H155L156 230ZM171 228V229H170ZM178 228V229H177ZM114 229H116V230H114ZM127 229V230H126ZM134 229V230H133ZM157 229V230H158ZM109 230V231H108ZM119 232H118V231ZM126 230V231H125ZM131 230H133V231H131ZM176 230V231H175ZM183 230V229H182ZM114 231V232H113ZM128 231H129V233H128ZM130 231H131V233H130ZM138 231V232H137ZM144 231V232H143ZM146 231V232H145ZM155 231V232H154ZM163 231V232H162ZM172 231V232H171ZM110 232H111V234H110ZM118 232V233H117ZM123 234H122V233ZM125 232H127V233H125ZM139 232L141 233V234H139ZM152 232H154V233H152ZM178 232H180V233H178ZM114 233H116V234H114ZM120 233V234H119ZM135 233V234H134ZM157 233H161V234H163L164 236L162 237L163 238V241H160V239H159V237L158 236H161V234H157ZM175 233H176V235H175ZM132 236H131V235ZM154 234L156 235V236H154ZM114 235V236H113ZM117 235V236H116ZM139 235V236H138ZM158 235V236H157ZM172 235V236H171ZM124 236V237H123ZM127 236V237H126ZM129 236V237H128ZM137 236V237H136ZM150 236V237H149ZM153 236V237H152ZM180 236H183L184 237V239L182 238L181 239V237ZM122 237L126 240H124V239H122ZM136 237V238H135ZM149 237V238H148ZM157 237V238H156ZM173 237V238H172ZM176 237V238H175ZM180 237V238H179ZM109 238V239H108ZM122 239L123 241H118L119 239ZM130 238H131V240H130ZM133 238V239H132ZM148 238V239H147ZM153 238V239H152ZM166 238H169V241H168V243H167V241L165 240ZM113 239V240H112ZM115 239H116V241H117V243H115L116 241H115ZM120 239V240H121ZM157 239V240H156ZM175 239H177V241H180L181 242V244H178V243H176V242H174V240ZM103 240H105L104 242H103ZM109 240V241H108ZM147 240V241H146ZM149 240H151V241H149ZM162 240V239H161ZM112 241V242H111ZM130 241V242H129ZM132 241V242H131ZM155 241V242H154ZM118 242H120V243H118ZM125 244H124V243ZM136 244H135V243ZM158 242V243H157ZM160 242V243H159ZM161 242H163V243H161ZM179 242V243H180ZM110 243V244H109ZM132 243V244H131ZM113 244V245H112ZM114 244H115V246H117V247H115L114 246ZM118 244V245H117ZM131 246H130V245ZM146 244V245H145ZM159 244H161V245H159ZM163 244V245H162ZM109 245V246H108ZM125 245V246H124ZM150 245V246H149ZM154 245V246H153ZM221 245V244H220ZM113 246V247H112ZM157 246H159L158 248H157ZM161 246V247H160ZM136 247V248H135ZM151 247V248H150ZM156 247V249H154ZM163 247V248H162ZM171 247H172V249H171ZM202 247H204V248H206V246L204 245V246H202ZM201 247V248H202ZM149 248V249H148ZM153 248V249H152ZM181 248H179L180 250V252L182 251V249ZM200 248V250L203 252L204 250V248H202L201 249ZM221 248V247H220ZM219 248V249H220ZM227 248V246H225V248H222L221 249V251L219 250V249H217V250H219V251H217V252H215V249H213L214 251H212V252H210L212 255H213V253H214V255L215 254H218V256H220V255H222L223 254V251L225 250ZM161 249V250H160ZM119 250V251H118ZM125 250H126V252H125ZM132 250V251H131ZM159 250H160V252H159ZM207 249H205V251H206ZM223 250V251H222ZM104 251H105V249H104ZM117 251V252H116ZM121 251V252H120ZM123 251H124V253H123ZM138 251V252H137ZM146 251V252H145ZM154 251H155V253H154ZM173 251V252H174ZM205 251H204V253H205ZM118 252H120L118 255H120L121 254V256L119 257L118 255H116L115 253H118ZM133 252V253H132ZM141 252H145V253H147L148 254V252H149V256H152V257H150V258H152V260H150V262H147L146 260H145V258L142 256V253ZM201 252V253H202ZM208 252V251H207ZM220 252V253H219ZM112 253H113V255H112ZM123 253V254H122ZM162 253H165V254H162ZM194 253L195 252H193V253H191V255H192V257H191V255L190 256H188V254H186L185 256H188V257H190V258H188V260H187V258L185 257V260L186 261H182V262H180V264H194L195 263V261H194V258L198 255V253H195L196 255H194ZM222 253V254H221ZM110 254V255H109ZM157 254V255H156ZM160 254V255H159ZM200 254V253H199ZM206 254V253H205ZM220 254V255H219ZM115 255V256H114ZM134 255H136V256H134ZM117 256V257H116ZM122 256H124V258L122 259L121 257ZM137 256H139L138 257V259H137ZM163 256V257H162ZM195 256V257H194ZM112 258V259H111ZM114 258V259H113ZM122 260H120V259ZM133 258V259H134ZM154 258V259H153ZM183 258V257H182ZM212 256H211V258L209 259L208 257H207V260H206V258L203 260V263L202 264H214L213 263V260H212ZM115 259H117V260H115ZM137 259V260H136ZM162 259V260H161ZM166 259V260H165ZM184 259V258H183ZM193 259V260H192ZM119 260V261H118ZM145 260V261H144ZM161 260V261H160ZM190 260V261H189ZM192 260V261H191ZM136 261H138V262H136ZM151 261H152V263H151ZM188 261V262H187ZM210 261V262H209ZM146 262V263H145ZM156 262V263H155ZM158 262V263H157ZM165 262H167V263H165ZM190 262V263H189ZM192 262V263H191ZM205 262V263H204ZM215 262V261H214ZM132 263V264H133ZM115 264V263H114ZM116 264H118V263H116ZM120 264V263H119ZM196 264V263H195Z\"/></svg>",
    "mask_w": 264,
    "mask_h": 264
},
{
    "label": "built area",
    "instance_id": "3",
    "mask_svg": "<svg viewBox=\"0 0 264 264\" xmlns=\"http://www.w3.org/2000/svg\"><path fill=\"white\" fill-rule=\"evenodd\" d=\"M44 216L40 209L29 213L0 207V264H42Z\"/></svg>",
    "mask_w": 264,
    "mask_h": 264
}]
</instances>
